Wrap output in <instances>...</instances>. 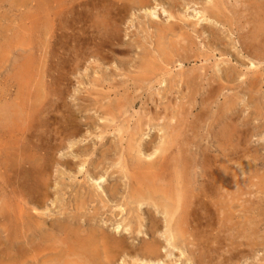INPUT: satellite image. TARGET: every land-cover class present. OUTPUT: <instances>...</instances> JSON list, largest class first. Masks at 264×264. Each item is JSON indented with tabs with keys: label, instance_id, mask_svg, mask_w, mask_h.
<instances>
[{
	"label": "rangeland",
	"instance_id": "rangeland-1",
	"mask_svg": "<svg viewBox=\"0 0 264 264\" xmlns=\"http://www.w3.org/2000/svg\"><path fill=\"white\" fill-rule=\"evenodd\" d=\"M72 1L74 4L73 7H71ZM221 1L224 2V4L226 5V6H224L225 7V18L224 19L227 18L228 22L225 20H224V22L223 21L221 22V21L212 19L211 20V22L213 23L212 24L209 21L203 20L204 18L202 19V17L198 19V17L201 15L202 12H204L206 10V8H209V6H211L212 4L215 5V3H217V2L221 3ZM233 1H235L237 4L235 5L234 4L235 2H233ZM37 2H39L38 4L40 6L38 4H36ZM56 2H58V4ZM108 2H109L108 0H104V1H101V0H93V1L92 0H85V2L83 0H65V1L64 0L63 1L62 0H56V1H54V0H42V1L41 0H0V122H1L0 123V264H5V263L10 264V261L12 262V264H15L18 259L19 260L21 259V261L18 260L19 262L17 261L16 264H28V263L29 264H31V263L32 264H72V263L73 264H78V263L84 264L85 262H87L86 261L87 258H85V256L82 257L81 254H78L76 252L78 254V257H77V254L75 252H73V253H75V255L73 254L74 256L72 258L70 257V256H72L68 252L69 247L71 246L70 243L72 244L74 242V240L76 239V237H77V239H78V236L80 238V236L83 235V233H82L83 231H84L85 235H87V234L89 235L91 233L92 235L97 237L100 233V229L102 230L100 233L101 235H102V233H103V235L107 234V236L112 235L110 237L113 238L118 234L116 237V240H118V238H119V240H121L123 238V236H125L126 239H125V243H123V247L119 250H116L115 253H112L109 260H106L105 256H101L98 264H154V263L155 264H203V263L204 264H264V83H263L264 82V71H262V70H264V67H263L264 63H262V61L264 62V59H259L253 53L251 54V52L245 51L244 45H243V43H244L243 41L247 38L246 36H249L250 34H252L253 31L256 29L257 25L260 26V23L262 21L261 18L263 15H260L261 16L260 17L259 14L255 13V12L257 9H258L257 12H259V10L264 6V0H254V1L253 0L252 1L251 0H240V1L239 0H220V1L219 0H214V1H212V0H210V1L209 0L208 1L207 0H185V1L184 0H177V1H175V0H166V1L165 0H149V5H151L153 8L149 5L146 6L145 9H148V13L144 12V14H143V12L138 11L140 9V7L130 10L129 11L130 14L128 13V11H126L127 9H121L119 16H117V17L112 16L111 19L110 18L104 19V15H105L104 13H106V9L108 8L107 7ZM166 2H168V3H166ZM80 5H81V7H80ZM157 5H158V8L156 7ZM168 5H170V6H168ZM259 5H261V6H259ZM44 6L47 9H45ZM85 6H87V8ZM174 6H175V8H174ZM51 7H53V8H51ZM227 7H228V9H227ZM232 7H234V8H232ZM240 7L242 8V10ZM64 8H66V9L64 10ZM167 8L168 9L173 8L174 10L170 9V11H169ZM200 8H202V9H200ZM181 9H182V11H181ZM38 10H40V11H38ZM69 10H71V11H69ZM172 10H173V12H172ZM142 11H143V9H142ZM167 11H169V12L166 13ZM234 11H236V12H234ZM243 11H244V13H243ZM92 12L95 14H92ZM184 12H185V14H183ZM60 13H61V16H60ZM179 13L184 15V16L180 15L179 16L180 18H178V22L176 19L175 20H172V19L168 20V18H169L168 14L178 15ZM43 14H45V15H43ZM62 14H65V15L62 16ZM233 14H234V16H233ZM185 15H186V17H185ZM193 15L195 16L194 17L195 19L193 18ZM94 16H96V17L92 18ZM164 17H166V18L164 19ZM101 18H103V19H101ZM118 18H119V20H118ZM189 18L193 22H195L196 24H198V20L202 19L203 21L201 20L202 22L196 26V24H193L192 21L189 20ZM139 19H141V20H139ZM49 20H51V21H49ZM103 20L104 21L108 20L109 23L107 25L112 26L114 28H117V30L119 31L120 37L122 38V41H121V39L120 40L118 39L117 41H115L114 37H113L114 35L106 36V34L103 32L104 28L106 26L104 24ZM150 20L157 22L156 24H158V26L160 24L161 27L167 26L169 24L171 25L172 23H176V25L173 28V34L169 35L168 38L174 40V42H176V44H178L179 46H181V47L183 46V48L186 50V52L192 54V55H190L187 53L188 55H190L192 57V59H190V61L189 60H182L181 61V59H179L180 61H178V58H174L173 59L174 61L170 60L171 64L168 62V64H163L164 66L162 64L159 65L154 60V62H155L154 65L155 64L156 65L154 67H152L151 71L153 74H157L156 78L153 79L150 83H148V85L146 84L142 88H139L136 86V83L133 82L132 77L135 76L139 72V63H140L139 58L143 55L142 52L144 53L145 51L148 50V52L151 53L152 57L156 58L158 56V54H156V53H158L157 52V45H156L157 44V39H156L157 33H156V29H154L150 25L148 26V23L151 22ZM179 20L181 21V23ZM83 21H84V23H83ZM101 21L103 23H101ZM158 21L160 23H158ZM189 21H190V23L188 24ZM70 22H72V23L74 22V23L72 24ZM185 22H186V24H185ZM239 22H240V24H239ZM58 23H60V24H58ZM125 23H127V24H125ZM141 23H142V25H140ZM78 25H79V28H78ZM236 25H238V27ZM144 26H146V27H144ZM137 27L138 28L140 27V28L137 29ZM193 27L196 30H194ZM232 27H234V28H232ZM93 28L95 31L94 33L92 32ZM183 28L186 29L187 32H190V33L193 32V33H191V34L188 33L186 35L187 32H185L186 30H183ZM206 28L212 29L214 34L210 33V31L207 30ZM223 28L224 29L226 28V29L224 30ZM78 29L79 30L81 29V30L78 31ZM140 29H141V31H140ZM143 29H146V30H143ZM152 29L155 32L151 31ZM238 29H239L240 33H237ZM82 30H84V31L82 32ZM244 30L245 31L247 30V31L245 32ZM143 31H144V33H143ZM181 31H182V33L178 34ZM232 31L235 33H233ZM152 32H153V34H152ZM183 32H185V33H183ZM71 33L72 34L74 33V34L72 35ZM75 33L80 35L81 37L80 36L77 37L78 35H76ZM80 33L84 37H82V35ZM195 33H197V34H195ZM86 34H87V36H86ZM92 34H95V35L93 36ZM74 35L78 39H76V37ZM180 35H182L183 37ZM244 35H246V36H244ZM71 36L72 37L74 36L73 37L74 39ZM132 36L134 38H132ZM148 36H150V37H148ZM172 36H174V37L172 38ZM188 36L190 37V39ZM91 37H95V38L91 39ZM192 37L194 38V40L192 39ZM217 38L219 39V42H218ZM79 39H81V40H79ZM151 39L152 40L155 39V40H153L155 42H153ZM195 39H196V41H195ZM134 40H136V41H134ZM73 41H75V43ZM77 42H78V44H77ZM94 42L97 44H95ZM133 42H136V43H133ZM194 42H196V43H194ZM238 42H239V47H241L242 50L238 47ZM88 43H89V45H88ZM92 44L94 45V47L92 46ZM197 44H199V45H197ZM71 45H73V46H71ZM184 45H185V47H184ZM208 45H210V46H208ZM222 45L223 46L225 45L224 46L225 48ZM76 46H77V49H76ZM121 46H123V47H121ZM134 46H136L135 47L136 50H133ZM187 46H189V47L187 48ZM197 46L198 47L200 46L201 48H199V49H202V50H198ZM130 47H131V51H130ZM72 48H75V49H72ZM86 48H89V49H86ZM234 48H235V50H231ZM149 49H150V51H149ZM67 50H68V53H67ZM127 50H129V51H127ZM220 50L223 51L222 54L225 56H223L221 54ZM226 50H227V52H226ZM90 51H92V52L90 53ZM137 51H139L138 53L140 55H137L138 54ZM214 51H215V53H214ZM205 52H208V53H205ZM211 52L213 53V56H211L212 55ZM217 52H219V53H217ZM233 52H235L236 54L238 53L237 56ZM63 53H64V55H63ZM69 53H71L69 55V58H66ZM243 53H244V55H243ZM246 53H249V55ZM98 54H99V56L100 55L101 56L99 57ZM154 54H156V55H154ZM195 54H196V56H195ZM214 54H215V56H214ZM209 55L211 56V59H210ZM218 55H220V56H218ZM252 55L256 58H254ZM131 57L133 58L132 62L128 61L126 59V58L131 59ZM201 57H204V59ZM226 57L229 58V61ZM64 58H66V59H64ZM86 58H87V60H86ZM104 58H106V59H104ZM219 58H221L222 60ZM231 58H233V59L237 58V59L233 60ZM136 59H138L139 61ZM238 59H242V60H238ZM126 60H127V62H126ZM134 60L137 61V63L134 62ZM192 61H194V62H192ZM205 61H207V62H205ZM68 62H71V63H68ZM74 62H77L79 64H76ZM151 62H153V60H151ZM125 63H127V64L125 65ZM257 63L259 64V66ZM75 64H76V66H75ZM239 64L242 66H240ZM39 65H42V66H39ZM205 65H207V66H205ZM247 65H248V68H247ZM88 66H90V67L92 66L91 68H93V70L92 69L90 70V67H88ZM161 66L163 68H161ZM251 66H253V68H251ZM66 67H70V68H66ZM111 67H113L114 69ZM121 67L125 68V71ZM179 67H180V69H179ZM202 67L203 68L205 67L204 70ZM262 67H263V69H262ZM132 68H134L136 70V73H135V70H133ZM229 68L232 69L231 70L232 72L229 71L230 70ZM43 69H44V71H43ZM69 69L70 70L72 69V70L70 71ZM111 69H113L114 72ZM129 69H131V70L129 71ZM244 69H245V71H244ZM127 70H128L127 74H130V75L126 74ZM131 71H133V72L131 73ZM255 72H257V73L255 74ZM40 73H43V74H40ZM119 73H120V75H119ZM121 73L122 74L124 73V74L122 75ZM204 73H205V75L206 74L208 75V76L207 75L206 76L209 79L208 78H207V80L204 79L205 78ZM108 74H110V75H108ZM161 75H163V76H161ZM164 75H165V77H164ZM187 75H188V77H189V75L190 76L195 75L198 77L201 76V77H199V80H198L199 85L197 84L196 87H194L195 88L194 91L193 90L191 91L190 89L186 88L185 85H181L180 77H181V79H183L184 77H187ZM128 76H131V77H128ZM16 77L19 79H17ZM22 78H24V79H22ZM39 78H42V79H39ZM109 78L111 79L110 81H109ZM160 78L162 79L161 82L163 81L162 83L155 81V80H158ZM173 78L176 80V82L178 84H176V82L175 83L173 82ZM36 79H38V80H36ZM114 79H116L117 81L116 80L114 81ZM124 79H125V81H124ZM170 79H172V80H170ZM20 80H22V81H20ZM131 80H132V82H131ZM201 80H203V81H201ZM210 80H211V82H210ZM213 80H215L216 82H214ZM241 80H243V81H241ZM16 81H17V83H15ZM92 81H93V83H92ZM219 81L222 84L219 83ZM245 81H246V83H245ZM171 82H173L175 85ZM253 82H255V83H253ZM36 83H37V85H36ZM101 83L103 84V86L101 85ZM115 84H117L118 86L117 85L115 86ZM123 84L125 87L123 86ZM126 84H128V86ZM172 84L174 86H172ZM152 85L156 88H154ZM130 87L131 88L133 87V88L131 89ZM145 87L146 88L149 87V88L146 89ZM200 87H201V89L202 88H208V90L210 91V95H209L208 100H207L208 107L206 108V110H208L209 113H207V111L205 110V107L201 106V101H200V100H202L200 98H204L206 96V93L204 94V92L201 91V94H199V92L196 94V92H197L196 90H198V91L201 90ZM32 88H33V90L35 89L33 92H32ZM178 88H180V89H178ZM210 88L212 91L215 90V92H213L211 94L212 91L210 90ZM115 89H116V91H115ZM155 89H157L158 92H155L154 91ZM169 89H170V91H169ZM171 89H173V92ZM19 90H20V92H19ZM42 90L44 92L46 91V93L50 94V96L47 94L45 95V93L42 92ZM140 90L143 91V93ZM150 90H152L153 93ZM219 90H220V92H219ZM58 91L60 93H58ZM93 91H95V92H93ZM108 91L110 92L109 95H107ZM111 91H112V93H111ZM139 91H140V94H139ZM102 92H104V94ZM127 92L129 93V95ZM170 92H172V93H170ZM194 92H195V94L191 95ZM19 93L20 94L22 93V94L20 95ZM135 93H136V95H135ZM157 93H159V94H157ZM29 94H31L32 96ZM98 94L99 95L102 94V95L99 96ZM170 94H171V96H170ZM26 95H27V97H26ZM138 95L141 96V98ZM33 96H34V98H33ZM46 96H49V99L46 98ZM51 96H53V97L51 98ZM88 96H90V97H88ZM132 96H133V98H132ZM23 97L25 99H22ZM128 97H130V98L127 99ZM156 97H158V99ZM10 98H11V101L8 100ZM89 98H91V99L93 98L92 102L96 101L95 102L96 104L95 103L92 104L91 99H89ZM56 99H58V101H56ZM168 99L171 101L172 105L170 104V101ZM27 100L29 103L26 102ZM2 101H5V103L4 102L2 103ZM31 101H32V103L36 101L38 103V105L36 102H35L36 105H33L32 103L30 104ZM39 101L40 102L42 101V102L40 103ZM44 101H46V104H44L45 103ZM157 101H161V103H163V102L164 103L162 105L160 102H157ZM156 102L158 103V105L155 104ZM167 102H169V103L166 106ZM177 102L179 104H177ZM225 103H227V104H225ZM5 104H6V106H5ZM22 104H23V106H22ZM9 105L10 106L12 105V106L10 107ZM118 105H119V107H118ZM141 105H143V106H141ZM144 105H145V108H144ZM155 105H156V107H155ZM164 105H165V107H163ZM7 106H8V111H7ZM34 106H37V107H34ZM57 106H59V107H57ZM169 106H170V108H169ZM172 106H174V108ZM4 107H5V109H3ZM106 107H108L109 111L107 110ZM159 107H161V108L159 109ZM167 107H168V109H167ZM210 107H211V109H210ZM12 108H14V109H12ZM50 108H51V110H50ZM29 109H31V110L29 111ZM169 109H172V110H169ZM180 109H182L183 111H180ZM224 109H225V111H224ZM229 109H230V111H228ZM231 109H232V111H231ZM157 110H159L160 112L159 111L157 112ZM174 110H177L179 113L177 111H174ZM199 110H200V112H199ZM12 111H13V113H12ZM154 111H155V113H154ZM171 111H173V112H171ZM7 112H9L10 114H8ZM32 112L33 113L34 112L41 113V114H36V113L33 114ZM52 112H54V113H52ZM156 112H157V114H156ZM183 112H185V114ZM190 112L192 113L191 115H190ZM201 112H202V114H201ZM239 112H241V113H239ZM11 114H13V115L10 116ZM14 114L15 115L19 114L18 115L19 117L17 120H20L21 122L23 120L25 122V125H22L24 122H22V124H21L23 127H21V125H20L21 122L20 123H19V121L16 122V119L13 118V117L17 116V115L15 116ZM71 114H72V116H71ZM164 114H165V117L163 116ZM176 114L177 115L179 114L178 118H177ZM223 114H225V115H223ZM230 114H232V116ZM26 115H27V117H26L27 119L23 117ZM38 115H40V116H38ZM150 115H151V118L154 117V118H152L154 120H152L150 118ZM156 115H157V117L155 118ZM20 116L23 117V119ZM42 116L44 119L42 118ZM65 116H67L68 118ZM173 116H174V118H173ZM194 116H196V118ZM9 118H12V119H9ZM191 118H193L194 120ZM13 119H14V121H13ZM225 119L226 120L228 119V120L226 121ZM234 119H236V120H234ZM138 120L140 121V123ZM175 120H177L176 123H175ZM229 120H231V122H229ZM30 121H31V123L33 122L34 125L29 124ZM34 121H35V123H34ZM164 121H165V123H167L168 121L170 123L164 124L163 123ZM181 121H183L182 123H184L188 129L185 127V125H182ZM185 122L188 124H186ZM206 122H208V123H206ZM223 122H224V125H223ZM27 124H28V126H27ZM191 124H194V125H191ZM12 125H13V127H12ZM151 125H153V126H151ZM155 125H156V127H155ZM181 125H182V127H181ZM173 126L176 128H171ZM199 126L202 128H199ZM244 126H246V127H244ZM15 128L17 131L15 130ZM29 128H30V130H29ZM104 128H106V129H104ZM123 128H124L125 132L123 131ZM183 128H185L186 130ZM196 128H197V130H199V129L200 130L196 131ZM221 128H222V130L226 131V133L229 136V137L227 136V140L224 143L220 139L221 138V132H222ZM163 130H165V131H163ZM207 130L210 133H208ZM231 130H232V132H231ZM36 131H37V134H36ZM59 131H60V133H59ZM168 131H170V132H168ZM143 132H145V133L143 134ZM187 132L190 133V135H188ZM170 133H171V135H170ZM184 133H185V135H184ZM198 133H199V136H198ZM249 133H250V135H249ZM173 134H174V136H173ZM179 135H182V136L179 137ZM183 135H184V137H183ZM34 136L37 138H35ZM61 136H62V139L60 138ZM134 136L136 138H134ZM144 136H145V139H144ZM176 136H178V137H176ZM185 136H188L189 140L192 143L193 142L194 143L192 144L190 141H188V138ZM23 137H24V139H23ZM28 137L31 140V142L29 141ZM122 137H124V138H122ZM230 137L231 138L233 137V138L231 139ZM139 138H140V140H139ZM179 138H180V140H179ZM147 139H150V140H147ZM183 139H184V141H183ZM37 140H38V142H36ZM39 140L41 141V144H40ZM166 140H170V141H168V143H166L167 142ZM173 140H174V142L176 140V142L174 143ZM11 141H14V143L13 144L11 143L12 145L10 144V148H9L8 145ZM16 141L20 144L18 145V143ZM136 141H138V142L140 141L139 145H136V144H138V142L136 143ZM148 141H150V142L148 143ZM186 141H188V142H186ZM27 142H29V143H27ZM42 142H43V144H42ZM144 142L146 144H144ZM169 142H170V145H169ZM171 142L174 144V149L172 148L173 144ZM215 142H216V144H215ZM58 143H60V145ZM1 144L4 147H1L2 146ZM21 144H22V146H21ZM13 145H15V146H13ZM42 145H44V146H42ZM144 145H145V149L143 147ZM186 145H187V147H185ZM136 146H139V147H136ZM167 146H169V147H167ZM178 146H181L183 149H184V147L187 148L189 152L187 151V149L186 150L184 149V151H187L190 155H188L187 152L181 151L183 149H181V147H178ZM53 147H54V149H51ZM16 148H18V149H16ZM125 148L127 150L126 153H124ZM136 148H138V149H136ZM189 148H192L193 150L190 149L191 150L190 151ZM141 149H143V150H141ZM220 149H221V152H220ZM42 150H44V151H42ZM50 150H52V152ZM153 150L156 151V153L158 152L155 155V157L159 158V162L162 163L164 168L166 167L164 169V172H165L164 174H165V178H166V174H167V178L165 179L166 181L165 180L163 182L161 181L160 182L161 184L158 183V185H161L160 187H162V188H164V186H165V188L167 186L171 187V186H169V184L171 183V185H173L174 188H176L178 190H180V189H182L183 191L187 190V191L192 192L191 193L192 195L196 194V199H197V201L199 200L197 202L198 204L203 202V201H206V203H209V205L211 206V210L208 213H206L207 216L203 215V217L201 219L196 220L192 223H189L188 226L184 227V225H183L184 231L182 233L178 234L179 236H177L176 240L170 236V234H172L174 232L173 231L174 226H175L174 223L169 222L168 218L165 216L163 209L159 208L157 204L152 202V201H155V199L152 201H150V200L145 201L140 206L142 208L138 207L136 204L132 203L130 200V198H131L130 196L133 192L132 188L135 185V183H133L134 180H132L134 178L132 176L133 174L131 172L132 163L135 161V159H138V158L143 161V159L147 155H151V154L155 153ZM128 151H129V153H128ZM21 152H23V154ZM132 152H134L135 154ZM160 152H161V154H160ZM163 152H165V153H163ZM178 152H179V154H177ZM217 152L219 154H217ZM44 153H46V154H44ZM54 153L57 155H55ZM11 154L13 157L12 156L10 157L11 158L9 161L10 164H8V162L7 161L5 162L4 160L6 159L7 156H10ZM47 154H49V155H47ZM72 154L75 155V156H73L74 158L71 156ZM122 154H123V156H122ZM163 154H164V156H161ZM22 155L24 156V158ZM35 155H37V156H35ZM19 156H20V158H19ZM127 156H131V157H127ZM216 156H217V158H216ZM28 157L30 159H27ZM43 157H44V159L47 158L46 159L47 161L43 160ZM1 158H3V159H1ZM54 158H55V160H54ZM122 158H124V159H122ZM163 158H164V160H163ZM173 158H174V160H173ZM175 158H176V160H175ZM25 159H27V160H25ZM68 159H70V160H68ZM183 159H185V160H183ZM26 161H27V163H26ZM29 161H30V164H29ZM196 161H197V163H195ZM38 162L42 163L43 166H41L42 164H40V166H39ZM173 162H174V164L176 162L175 167H174ZM190 162L192 163V165ZM34 163H35V166H33ZM5 164L7 166H5ZM188 164L190 165V168H189ZM21 165H23V168ZM167 165L169 166L168 169H167ZM16 166L19 169H17ZM36 166L39 169H37ZM48 166H49V168H47ZM222 166L225 167V171H226V176L223 179V181H222L221 176H220V169ZM3 167H4V169L5 168L6 169L3 170ZM128 167H129L130 171H128L129 170ZM25 168L27 169L28 172L25 171L26 170ZM34 168H35V170H34ZM77 168H78V170H77ZM82 168H83V170H82ZM178 168H180V169H178ZM10 169H12V170H10ZM13 169L16 172L13 171ZM20 169H21V171H20ZM118 169H119V171H118ZM177 169H178V171H177ZM126 170H127V172H126ZM180 170H181V172H180ZM34 171H35V173H34ZM191 171H192V173H191ZM44 172H46L48 175L45 174ZM169 173H171V175ZM183 173H185V175H183ZM107 174H109V175H107ZM129 174L132 176V178L129 176ZM186 174H187V176H186ZM49 175H51V176H49ZM174 175L175 176L180 175L179 176L180 181L179 180L177 181V178H174L175 177ZM189 175L191 178L188 177ZM4 176L5 177L7 176V177L5 178ZM103 176H105L107 178V180L105 182L100 179ZM209 176H211V177L209 178ZM49 178H50V180H49ZM172 178H174L173 179L174 181L172 180ZM27 179L29 181H27ZM16 180H17V182H16ZM217 180H219V182ZM18 182H19L20 186L17 185ZM35 182H36V184H35ZM48 182L50 184L47 185ZM181 182H183V183H181ZM216 182H217V184H215ZM131 183H133V184H131ZM166 183L167 184L169 183V184L167 185ZM188 184H190V185H188ZM193 184H194V186H193ZM46 185H47V187H46ZM177 185L179 186V188ZM212 185H214L216 188ZM173 186H172V188H173ZM180 186H181V188H180ZM184 186L185 187L187 186V187L185 188ZM42 188H43V191H42ZM203 189H205V190H203ZM3 190H5V191H3ZM209 191H211V192L209 193ZM214 191H215V193L212 194V192H214ZM4 192H6V193H4ZM127 192H129V194ZM19 193H21V194H19ZM222 193L224 195H222ZM27 194L30 196H28ZM44 194H45V196H44ZM6 195H8V196H6ZM3 196H5V197H3ZM30 197H32V199ZM161 198H163V197H161L160 195L156 196L157 201L162 202L163 200H161ZM190 198H191V196H190ZM5 200L8 202H6ZM3 201H5V202H3ZM25 201H26V203H28L27 204L28 206L26 205ZM217 201L220 203H217ZM23 203H25V204H23ZM128 203H130V204H128ZM214 204H216V205H214ZM223 204H225V205L223 206ZM8 205L10 206V208L8 207ZM16 205H18V207ZM221 205H222V209H221ZM11 206H13V207H11ZM104 206H106V207H104ZM214 206H217L216 209H214L215 208ZM212 207H213V209H212ZM223 207H224V209H223ZM28 208H30L31 210ZM32 208H33V210H32ZM129 208L132 211H130ZM135 208H136V210H135ZM200 208L201 207H199V212L205 213V207H203L201 209ZM123 209H124V211H123ZM219 209H221L222 211ZM97 210H98V213L95 215ZM159 210H160V213H159ZM212 210H213V212H212ZM217 210L219 211V213ZM8 211H9V213H8ZM21 211H22V213H21ZM57 211H59L60 213ZM80 211L83 213H80ZM32 212H33V214H32ZM224 212L226 213V215L224 214ZM57 213H59V214H57ZM60 214H62V215H60ZM80 214H82V216ZM6 215H7V217H6ZM57 215H60V216H57ZM76 215L79 218H77L78 220H75L73 223V220L76 219V217H77ZM27 216H30V217H27ZM22 217H23V219H20ZM30 218L32 220L34 218H36V219H34L35 221L33 220L34 221L33 222V221H30L31 220ZM55 218H57V220ZM7 219H9V220H7ZM61 219H63L62 220L63 223H62ZM85 219H86V221H85ZM205 219H207V220L205 221ZM65 220H67L68 223L67 222L65 223ZM19 221L21 222V224ZM76 221L78 223H75ZM27 222H30V223H27ZM40 222L43 224H41ZM49 222H50V224H49ZM135 222H137V223H135ZM37 223L39 224V226ZM65 224H69V225L65 226ZM157 224H158V226H157ZM199 224L201 225V228L199 227L200 226ZM254 224H256V225H254ZM26 225H27V227H26ZM28 225H30V227ZM60 225L63 228H61ZM104 226H106L107 229ZM14 227H16V228H14ZM67 227H70V228L68 229ZM101 227H103V228H101ZM129 227H130V229H129ZM152 227H153V230H152ZM154 227L155 228L157 227V230ZM18 228L20 229V232H19ZM73 228H74V231H70L71 229L73 230ZM97 228L98 229L100 228V229L98 230ZM36 229L38 231H40L42 234L40 232L38 234ZM82 229H85V230H82ZM105 229H106V231H105ZM137 229H138V232L136 231ZM202 229H204L205 231ZM25 230H27V231H25ZM56 230L59 232H57ZM147 230H149V231H147ZM199 230H200V233H199ZM96 231H98V233H96ZM193 231H195V232L193 233ZM92 232H94V234ZM12 233L16 239L13 238ZM52 233H53V236L51 235ZM56 233H57V235H56ZM77 233H81V234L78 235ZM128 233H129V236H128ZM188 233H190V234H188ZM201 233L203 236L200 235ZM5 234H6V236H5ZM24 234H26V236ZM29 234H31V235H29ZM69 234L71 235V238H70ZM72 234H76V235L74 236ZM137 234H138V237H137ZM192 234L195 236H193ZM196 234H197L198 238H196ZM62 235H64V236L62 237ZM66 235H68V236H66ZM85 235H83V237ZM101 235H99L98 237H100ZM17 236H18V238H17ZM87 237H84V239H86ZM23 238H25V241ZM57 238H59V239H57ZM205 238H207V239H205ZM56 239L58 240V242L55 241ZM67 239L70 241L69 243H68ZM81 239H83V238L81 237ZM196 239L197 240L201 239V240L197 241ZM53 240L55 241V243ZM62 240H64V241H62ZM167 240H168V242H167ZM193 240L195 242H193ZM33 241L34 242L37 241V242L34 243ZM47 241H48V243H47ZM7 242H8V244H7ZM21 242H22V245H24L25 247L29 244H30V246L25 248L24 246L20 245ZM24 242H27L26 243L27 245ZM56 243H57V245H56ZM150 243L155 244L157 246H160L159 248L157 247L159 254L155 257L141 255L142 254V252H141L142 247L145 244L149 245ZM241 243H242L243 247L241 246ZM45 244H46V246H45ZM201 244H203V246ZM238 244H239V247H238ZM47 245H51L50 246L51 248L48 247ZM52 245H54V246H52ZM41 246L44 247V249H42V251L44 253L41 252V248H42ZM57 246H59V248ZM205 246L211 247V248H207ZM213 246L216 248L214 249ZM31 247H33V248H31ZM61 247L63 248V251H60ZM200 247H202V250ZM29 248H30V251H29ZM45 248L47 250L46 252H45ZM66 248L68 249L67 251H66ZM50 249L52 252L50 251ZM206 249H208V250H206ZM27 250L29 251L28 253H26ZM48 250L52 254H50V252ZM4 251H5V253H4ZM16 251L19 253H17ZM206 251L209 253L207 254ZM22 252H24V253H22ZM30 252L32 254H30ZM122 252H123V254H122ZM65 254H66V256H65ZM31 255H32V257H30ZM44 255H45V257H44ZM17 256H19V257H17ZM47 256H49V257L47 258ZM58 256H61V257H58ZM63 256L66 258H64ZM205 256H207V257H205ZM79 257H82L83 259H81ZM10 258H12V259H10ZM25 258H27V259H25ZM145 258H149V259H145ZM15 259H17V260H15ZM28 259H29V261H28ZM34 259H36V260H34ZM52 259H54V260L58 259V260L56 262ZM79 259H81V260H79ZM60 261H62V262H60ZM67 261H69V262H67Z\"/></svg>",
	"mask_w": 264,
	"mask_h": 264
},
{
	"label": "bare ground",
	"instance_id": "bare-ground-1",
	"mask_svg": "<svg viewBox=\"0 0 264 264\" xmlns=\"http://www.w3.org/2000/svg\"><path fill=\"white\" fill-rule=\"evenodd\" d=\"M42 1V0H41ZM54 1H56V0H54ZM63 1V0H62ZM65 1V0H64ZM84 2H85V0H83ZM93 1V0H92ZM101 1H104V0H101ZM109 2L107 3V9H106V13H104L105 15H104V19L106 18V19H108V18H112V16H114V17H117V16H119L120 15V10L121 9H127L126 11H128V13H129V11L130 10H132V9H135V8H139L140 7V9L138 10V11H141V12H143V14H144V12L145 13H148V9H145L146 8V6H148L149 5V0H108ZM166 1V0H165ZM175 1H177V0H175ZM185 1V0H184ZM208 1V0H207ZM210 1V0H209ZM212 1H214V0H212ZM220 1V0H219ZM240 1V0H239ZM252 1V0H251ZM254 1V0H253ZM44 2V1H43ZM80 2V1H79ZM97 2V1H96ZM192 2V1H191ZM233 2H235V1H233ZM249 2V1H248ZM39 2H37L36 4H38ZM57 4H58V2H56ZM55 3V4H56ZM77 3V2H76ZM156 3V2H155ZM166 3H168V2H166ZM172 3V2H171ZM194 3V2H193ZM206 3V2H205ZM42 4V3H41ZM98 4V3H97ZM157 4V3H156ZM235 5L237 4L236 2L234 3ZM239 4V3H238ZM243 4V3H242ZM246 4V3H245ZM39 5V4H38ZM66 5V4H65ZM73 1L71 2V7H73ZM78 5V4H77ZM83 5V4H82ZM104 5V4H103ZM155 5V4H154ZM171 5V4H170ZM170 5H168V6H170ZM182 5V4H181ZM240 5V4H239ZM40 6V5H39ZM48 6V5H47ZM50 6V5H49ZM62 6V5H61ZM70 6V5H69ZM91 6V5H90ZM95 6V5H94ZM149 6H151V5H149ZM172 6V5H171ZM179 6V5H178ZM183 6V5H182ZM200 6V5H199ZM224 6H226L225 4H224V2H222L221 1V3L219 2H217V3H215V5L214 4H212L211 6H209V8H206V10L204 11V12H202L201 13V15L198 17V19L199 18H201L202 17V19L203 20H206V21H209V22H211V20L213 19H215V20H218V21H223L224 22V20L225 21H227L228 22V20H227V18L226 19H224L225 18V7ZM228 6V5H227ZM241 6V5H240ZM253 6V5H252ZM255 6V5H254ZM259 6H261V5H259ZM45 7V6H44ZM43 7V8H44ZM66 7V6H65ZM80 7H81V5H80ZM86 8H87V6H85ZM89 7V6H88ZM97 7V6H96ZM101 7V6H100ZM152 7V6H151ZM157 8H158V5L156 6ZM180 7V6H179ZM229 7V6H228ZM228 7H227V9H228ZM36 8V7H35ZM41 8V7H40ZM39 8V9H40ZM51 8H53V7H51ZM90 8V7H89ZM88 8V9H89ZM93 8V7H92ZM102 8V7H101ZM153 8V7H152ZM156 8V9H157ZM174 8H175V6H174ZM203 8V7H202ZM202 8H200V9H202ZM232 8H234V7H232ZM241 8V7H240ZM244 8V7H243ZM253 8V7H252ZM45 9H47L46 7H45ZM59 9V8H58ZM66 8H64V10H65ZM75 9V8H74ZM96 9V8H95ZM142 9H143V11H142ZM168 9V8H167ZM170 9H173V8H170ZM170 9H168L169 11H170ZM236 9V8H235ZM234 9V10H235ZM257 9V8H256ZM98 10V9H97ZM102 10V9H101ZM153 10V9H152ZM174 10V9H173ZM173 10H172V12H173ZM177 10V9H176ZM241 10H242V8H241ZM38 11H40V10H38ZM44 11V10H43ZM51 11V10H50ZM69 11H71V10H69ZM169 11H167L166 13H168ZM179 11V10H178ZM181 11H182V9H181ZM228 11V10H227ZM240 11V10H239ZM238 11V12H239ZM258 11V9L256 10V12L255 13H257V14H259V16L260 15H263L262 16V21H261V23H260V26L259 25H257L256 26V29L253 31V33L252 34H250L249 36H246V35H244V36H246L247 38L242 42L243 43V45H244V50L245 51H247V52H251V54L253 53L257 58H259V59H264V6L259 10V12H257ZM48 12V11H47ZM54 12V11H53ZM95 12V11H94ZM171 12V13H172ZM232 12V11H231ZM234 12H236V11H234ZM254 12V11H253ZM97 13V12H96ZM177 13V12H176ZM242 13V12H241ZM243 13H244V11H243ZM48 14V13H47ZM53 14V13H52ZM77 14V13H76ZM92 14H95V13H93L92 12ZM130 14V13H129ZM174 14V13H173ZM173 14H168L169 15V18H168V20L169 19H172V20H177V22H178V18H180L179 16L180 15H182V14H178V15H173ZM183 14H185V12L183 13ZM254 14V13H253ZM43 15H45V14H43ZM63 15H65V14H62V16ZM149 15V14H148ZM158 15V14H157ZM165 15V14H164ZM232 15V14H231ZM238 15V14H237ZM60 16H61V13H60ZM90 16V15H89ZM159 16V15H158ZM161 16V15H160ZM182 16H184V15H182ZM233 16H234V14H233ZM45 17V16H44ZM96 16H94V17H92V18H95ZM125 17V16H124ZM162 17V16H161ZM185 17H186V15H185ZM195 16L193 15V18H194ZM261 17V16H260ZM69 18V17H68ZM122 18V17H121ZM126 18V17H125ZM140 18V17H139ZM166 17H164V19H165ZM184 18V17H183ZM240 18V17H239ZM43 19V18H42ZM79 19V18H78ZM101 19H103V18H101ZM130 19V18H129ZM160 19V18H159ZM158 19V20H159ZM185 19V18H184ZM195 19V18H194ZM201 19V20H202ZM37 20V19H36ZM52 20V19H51ZM51 20H49V21H51ZM118 20H119V18H118ZM121 20V19H120ZM135 20V19H134ZM139 20H141V19H139ZM156 20V19H155ZM161 20V19H160ZM186 20V19H185ZM189 20H191L190 18H189ZM201 20H198V24H196L195 22H193L192 20V23L193 24H196V26L197 25H199L202 21ZM243 20V19H242ZM253 20V19H252ZM260 20V19H259ZM40 21V20H39ZM54 21V20H53ZM77 21V20H76ZM104 21V20H103ZM110 21V20H109ZM116 21V20H115ZM122 21V20H121ZM129 21V20H128ZM133 21V20H132ZM145 21V20H144ZM149 21V20H148ZM151 21V20H150ZM157 21V20H156ZM165 21V20H164ZM180 21V20H179ZM238 21V20H237ZM69 22V21H68ZM140 22V21H139ZM220 22V23H221ZM233 22V21H232ZM231 22V23H232ZM242 22V21H241ZM247 22V21H246ZM252 22V21H251ZM254 22V21H253ZM63 23V22H62ZM66 23V22H65ZM64 23V24H65ZM70 23H72V22H70ZM74 23V22H73ZM72 23V24H73ZM83 23H84V21H83ZM101 23H103L102 21H101ZM109 22H108V20L107 21H104V24L106 25L105 26V28H104V33L106 34V36H111V35H114L113 37H114V40L115 41H117L118 39L120 40L121 39V41H122V38L120 37V34H119V31L117 30V28H114V27H112V26H109V25H107ZM115 23V22H114ZM128 23V22H127ZM127 23H125V24H127ZM137 23V22H136ZM157 22H154V21H151L150 23H148V26L150 25V26H152L154 29H156V33H157V37H156V39H157V52L158 53H156V54H158V56L156 57V58H154V57H152V55H151V53H149L148 52V50L147 51H145L144 53L142 52V56L139 58V60H140V63H139V72L135 75V76H133L132 77V80H133V82H135L136 83V86L137 87H139V88H142L144 85H148V83H150L153 79H155L156 78V75L157 74H153L152 73V67H154L155 65H154V60L159 64V65H163V64H168V62L170 63V60H173L174 58H178V61H180L179 59H181V61L182 60H189L190 61V59H192V57L190 56V55H192V54H190V53H188V52H186V50L183 48V46L181 47V46H179L178 44H176V42H174V40H172V39H169L168 38V36L169 35H172L173 34V28H174V26L176 25V23H172L171 25L169 24V25H167V26H160V24H159V26H158V24H156ZM158 23H160L159 21H158ZM180 23H181V21H180ZM190 23V21L188 22V24ZM212 23V22H211ZM226 23V22H225ZM58 24H60V23H58ZM71 24V25H72ZM118 24V23H117ZM135 24V23H134ZM168 24V23H167ZM185 24H186V22H185ZM207 24V23H206ZM213 24V23H212ZM211 24V25H212ZM239 24H240V22H239ZM40 25V24H39ZM100 25V24H99ZM132 25V24H131ZM136 25V24H135ZM140 25H142V23L140 24ZM179 25V24H178ZM210 25V26H211ZM222 25V24H221ZM235 25V24H234ZM242 25V24H241ZM77 26V25H76ZM104 26V25H103ZM116 26V25H115ZM130 26V25H129ZM183 26V25H182ZM181 26V27H182ZM188 26V25H187ZM201 26V25H200ZM203 26V25H202ZM237 27H238V25H236ZM240 26V25H239ZM39 27V26H38ZM41 27V26H40ZM142 27V26H141ZM144 27H146V26H144ZM192 27V26H191ZM212 27V26H211ZM216 27V26H215ZM222 27V26H221ZM227 27V26H226ZM42 28V27H41ZM61 28V27H60ZM78 28H79V25H78ZM81 28V27H80ZM140 28V27H139ZM138 27H137V29H139ZM180 28V27H179ZM190 28V27H189ZM198 28V27H197ZM217 28V27H216ZM232 28H234V27H232ZM99 29V28H98ZM193 29H194V27H193ZM199 29V28H198ZM207 29V28H206ZM224 29V28H223ZM226 29V28H225ZM224 29V30H225ZM81 30V29H80ZM79 29H78V31H80ZM89 30V29H88ZM143 30H146V29H143ZM180 30V29H179ZM182 30V29H181ZM183 30H186V29H184L183 28ZM194 30H196V29H194ZM202 30V29H201ZM200 30V31H201ZM207 30H209L210 31V33H213V30L212 29H207ZM232 30V29H231ZM39 31V30H38ZM77 31V32H78ZM84 30H82V32H83ZM140 31H141V29H140ZM151 31H153V29L151 30ZM192 31V30H191ZM245 31V30H244ZM247 31V30H246ZM245 31V32H246ZM89 32V31H88ZM93 33L95 32L94 31V28H93V31H92ZM124 32V31H123ZM153 32H155V31H153ZM153 32H152V34H153ZM185 32H187V30L185 31ZM185 32H183V33H185ZM202 32V31H201ZM233 32V31H232ZM42 33V32H41ZM87 33V32H86ZM98 33V32H97ZM142 33V32H141ZM143 33H144V31H143ZM148 33V32H147ZM182 33V31L180 32V33H178V34H181ZM191 34V33H193V32H187L186 33V35L187 34ZM200 33V32H199ZM233 33H235V32H233ZM237 33H240L239 32V29H238V32ZM72 34V33H71ZM74 34V33H73ZM72 34V35H73ZM76 34V33H75ZM81 34V33H80ZM137 34V33H136ZM195 34H197V33H195ZM194 34V35H195ZM214 34V33H213ZM65 35V34H64ZM69 35V34H68ZM76 35H78V34H76ZM82 35V34H81ZM93 36L95 35V34H92ZM150 35V34H149ZM156 35V34H155ZM193 35V34H192ZM200 35V34H199ZM204 35V34H203ZM210 35V34H209ZM62 36V35H61ZM75 36V35H74ZM73 36V37H74ZM80 35H78L77 37H79ZM86 36H87V34H86ZM89 36V35H88ZM97 36V35H96ZM95 36V37H96ZM153 36V35H152ZM180 36H182V35H180ZM190 36V35H189ZM188 36V37H189ZM221 36V35H220ZM65 37V36H64ZM72 37V36H71ZM72 37V38H73ZM76 37V36H75ZM76 37V39H78ZM81 37V36H80ZM82 37H84L83 35H82ZM95 37H91V39L92 38H95ZM127 37V36H126ZM138 37V36H137ZM142 37V36H141ZM148 37H150V36H148ZM174 36H172V38H173ZM177 37V36H176ZM183 37V36H182ZM187 37V36H186ZM197 37V36H196ZM215 37V36H214ZM226 37V36H225ZM132 38H134L133 36H132ZM199 38V37H198ZM203 38V37H202ZM207 38V37H206ZM212 38V37H211ZM231 38V37H230ZM74 39V38H73ZM90 39V38H89ZM100 39V38H99ZM144 39V38H143ZM189 39H190V37H189ZM192 39L194 40V38L192 37ZM213 39V38H212ZM218 39V38H217ZM216 39V40H217ZM226 39V38H225ZM229 39V38H228ZM232 39V38H231ZM244 39V38H243ZM71 40V39H70ZM79 40H81V39H79ZM83 40V39H82ZM88 40V39H87ZM141 40V39H140ZM152 40V39H151ZM153 40H155V39H153ZM152 40V41H153ZM207 40V39H206ZM209 40V39H208ZM238 40V39H237ZM236 40V41H237ZM84 41V40H83ZM82 41V42H83ZM134 41H136V40H134ZM188 41V40H187ZM195 41H196V39H195ZM202 41V40H201ZM72 42V41H71ZM74 43H75V41H73ZM91 42V41H90ZM148 42V41H147ZM153 42H155V41H153ZM152 42V43H153ZM190 42V41H189ZM208 42V41H207ZM218 42H219V39H218ZM224 42V41H223ZM84 43V42H83ZM95 43V42H94ZM132 43V42H131ZM133 43H136V42H133ZM187 43V42H186ZM191 43V42H190ZM194 43H196V42H194ZM205 43V42H204ZM209 43V42H208ZM211 43V42H210ZM63 44V43H62ZM77 44H78V42H77ZM95 44H97V43H95ZM155 44V43H154ZM181 44V43H180ZM193 44V43H192ZM191 44V45H192ZM207 44V43H206ZM224 44V43H223ZM76 45V44H75ZM88 45H89V43H88ZM197 45H199V44H197ZM201 45V44H200ZM211 45V44H210ZM210 45H208V46H210ZM216 45V44H215ZM71 46H73V45H71ZM91 46V45H90ZM92 46L94 47V45L92 44ZM111 46V45H110ZM195 46V45H194ZM193 46V47H194ZM213 46V45H212ZM220 46V45H219ZM223 46V45H222ZM225 46V45H224ZM223 46V47H224ZM231 46V45H230ZM229 46V47H230ZM236 46V45H235ZM64 47V46H63ZM79 47V46H78ZM96 47V46H95ZM112 47V46H111ZM121 47H123V46H121ZM136 46H134V48H133V50H136V48H135ZM156 47V46H155ZM184 47H185V45H184ZM189 46H187V48H188ZM198 47V46H197ZM238 47H239V42H238ZM152 48V47H151ZM199 48H201L200 46L198 47V50H202V49H199ZM225 48V47H224ZM241 50H242V48L241 47H239ZM238 48V49H239ZM72 49H75V48H72ZM76 49H77V46H76ZM86 49H89V48H86ZM112 49V48H111ZM126 49V48H125ZM147 49V48H146ZM210 49V48H209ZM219 49V48H218ZM222 49V48H221ZM227 49V48H226ZM103 50V49H102ZM217 50V49H216ZM231 50H235V48L234 49H231ZM74 51V50H73ZM76 51V50H75ZM84 51V50H83ZM127 51H129V50H127ZM130 51H131V47H130ZM149 51H150V49H149ZM155 51V50H154ZM153 51V52H154ZM191 51V50H190ZM221 51V54H222V50H220ZM77 52V51H76ZM92 51H90V53H91ZM104 52V51H103ZM125 52V51H124ZM123 52V53H124ZM133 52V51H132ZM139 51H137V53H138ZM213 52V51H212ZM211 52V53H212ZM226 52H227V50H226ZM225 52V53H226ZM240 52V51H239ZM242 52V51H241ZM67 53H68V50H67ZM101 53V52H100ZM99 53V54H100ZM127 53V52H126ZM190 54V55H188V54ZM205 53H208V52H205ZM214 53H215V51H214ZM217 53H219V52H217ZM234 54H236L235 52H233ZM71 53H69L68 54V56L66 57V58H69V55H70ZM89 54V53H88ZM87 54V55H88ZM99 54H98V56H99ZM103 54V53H102ZM122 54V53H121ZM156 54H154V55H156ZM238 54V53H237ZM237 54H236V56H237ZM246 54H248L249 55V53H246ZM63 55H64V53H63ZM85 55V54H84ZM97 55V54H96ZM106 55V54H105ZM125 55V54H124ZM133 55V54H132ZM137 55H140L139 53L137 54ZM198 55V54H197ZM205 55V54H204ZM223 55V54H222ZM243 55H244V53H243ZM247 55V56H248ZM75 56V55H74ZM89 56V55H88ZM101 56V55H100ZM99 56V57H100ZM126 56V55H125ZM195 56H196V54H195ZM199 56V55H198ZM210 56V55H209ZM211 56H213V53H212V55ZM211 56H210V59H211ZM214 56H215V54H214ZM218 56H220V55H218ZM223 56H225V55H223ZM235 56V55H234ZM246 56V55H245ZM253 56V55H252ZM63 57V56H62ZM61 57V58H62ZM94 57V56H93ZM97 57V56H96ZM200 57V56H199ZM206 57V56H205ZM241 57V56H240ZM244 57V56H243ZM249 57V56H248ZM254 57V56H253ZM256 57H254V58H256ZM66 58H64V59H66ZM201 58H203L204 59V57H201ZM227 58V57H226ZM42 59V58H41ZM73 59V58H72ZM83 59V58H82ZM101 59V58H100ZM104 59H106V58H104ZM113 59V58H112ZM128 61H131L132 62V60H133V58L131 57V59H129V58H126ZM194 59V58H193ZM199 59V58H198ZM219 59H221V58H219ZM228 59V61H229V58H227ZM231 59H233V58H231ZM234 59H237V58H234ZM233 59V60H234ZM86 60H87V58H86ZM127 60H126V62H127ZM136 60H138V59H136ZM138 60V61H139ZM151 60H153V62H151ZM207 60V59H206ZM216 60V59H215ZM222 60V59H221ZM238 60H242V59H238ZM237 60V61H238ZM246 60V59H245ZM256 60V59H255ZM67 61V60H66ZM78 61V60H77ZM174 61V60H173ZM172 61V62H173ZM73 62V61H72ZM134 62H136L137 63V61H135L134 60ZM187 62V61H186ZM192 62H194V61H192ZM205 62H207V61H205ZM220 62V61H219ZM225 62V61H224ZM261 62V61H260ZM259 62V63H260ZM68 63H71V62H68ZM74 63H76V64H79V63H77V62H74ZM122 63V62H121ZM120 63V64H121ZM184 63V62H183ZM262 63H264L263 61H262ZM39 64V63H38ZM59 64V63H58ZM62 64V63H61ZM76 64H75V66H76ZM102 64V63H101ZM123 64V63H122ZM121 64V65H122ZM127 63H125V65H126ZM133 64V63H132ZM157 64V65H158ZM171 64V63H170ZM173 64V63H172ZM258 64V63H257ZM261 64V63H260ZM64 65V64H63ZM74 65V64H73ZM240 65V64H239ZM39 66H42V65H39ZM164 66V65H163ZM180 66V65H179ZM182 66V65H181ZM203 66V65H202ZM205 66H207V65H205ZM240 66H242V65H240ZM244 66V65H243ZM258 66H259V64H258ZM65 67V66H64ZM88 67H90V66H88ZM92 67V66H91ZM90 67V70L92 69L93 70V68H91ZM135 67V66H134ZM169 67V66H168ZM200 67V66H199ZM229 67V66H228ZM264 67V66H263ZM263 67H262V69H263ZM60 68V67H59ZM66 68H70V67H66ZM74 68V67H73ZM77 68V67H76ZM107 68V67H106ZM110 68V67H109ZM108 68V69H109ZM111 68H113V67H111ZM121 68H123V67H121ZM156 68V67H155ZM161 68H163L162 66H161ZM182 68V67H181ZM193 68V67H192ZM197 68V67H196ZM203 68V67H202ZM205 68V67H204ZM204 68H203V70H204ZM236 68V67H235ZM241 68V67H240ZM247 68H248V65H247ZM251 68H253V66H251ZM75 69V68H74ZM114 69V68H113ZM113 69H111L112 71H113ZM127 69V68H126ZM133 70H135L134 68H132ZM166 69V68H165ZM170 69V68H169ZM179 69H180V67H179ZM199 69V68H198ZM220 69V68H219ZM230 69V68H229ZM261 69V70H262ZM28 70V69H27ZM70 70V69H69ZM72 70V69H71ZM70 70V71H71ZM122 70V69H121ZM123 70L125 71V68H123ZM131 69H129V71H130ZM195 70V69H194ZM202 70V71H203ZM209 70V69H208ZM218 70V69H217ZM232 69H230L229 71L230 72H232L231 71ZM247 70V69H246ZM43 71H44V69H43ZM57 71V70H56ZM96 71V70H95ZM111 71V72H112ZM161 71V70H160ZM159 71V72H160ZM165 71V70H164ZM172 71V70H171ZM178 71V70H177ZM182 71V70H181ZM197 71V70H196ZM200 71V70H199ZM236 71V70H235ZM244 71H245V69H244ZM262 71H264V70H262ZM261 71V72H262ZM28 72V71H27ZM42 72V71H41ZM99 72V71H98ZM114 72V71H113ZM133 71H131V73H132ZM158 72V73H159ZM162 72V71H161ZM167 72V71H166ZM190 72V71H189ZM219 72V71H218ZM242 72V71H241ZM240 72V73H241ZM19 73V72H18ZM117 73V72H116ZM125 73V72H124ZM123 73V74H124ZM128 73V70L126 71V74ZM135 73H136V70H135ZM156 73V72H155ZM165 73V72H164ZM163 73V74H164ZM179 73V72H178ZM199 73V72H198ZM203 73V72H202ZM201 73V74H202ZM206 73V72H205ZM205 73H204V75H205ZM224 73V72H223ZM229 73V72H228ZM244 73V72H243ZM257 72H255V74H256ZM30 74V73H29ZM40 74H43V73H40ZM45 74V73H44ZM122 74V73H121ZM122 74V75H123ZM134 74V73H133ZM180 74V73H179ZM178 74V75H179ZM183 74V73H182ZM254 74V75H255ZM99 75V74H98ZM108 75H110V74H108ZM119 75H120V73H119ZM127 75H130V74H127ZM132 75V74H131ZM181 75V74H180ZM198 75V74H197ZM203 75V74H202ZM207 75V74H206ZM205 75V78L204 79H206L207 80V76ZM219 75V74H218ZM222 75V74H221ZM235 75V74H234ZM233 75V76H234ZM248 75V74H247ZM259 75V74H258ZM261 75V74H260ZM25 76V75H24ZM44 76V75H43ZM63 76V75H62ZM161 76H163V75H161ZM171 76V75H170ZM186 76V75H185ZM195 75H193V76H190L189 75V77H188V75H187V77H184L183 79H181V77H180V82H181V85H185L186 86V88H188V89H190L191 91L193 90H195V88L194 87H196V85L198 84V80H199V77H201V76H195ZM236 76V75H235ZM33 77V76H32ZM41 77V76H40ZM112 77V76H111ZM128 77H131V76H128ZM164 77H165V75H164ZM203 77V76H202ZM212 77V76H211ZM17 78V77H16ZM28 78V77H27ZM61 78V77H60ZM64 78V77H63ZM115 78V77H114ZM163 78V77H162ZM179 78V77H178ZM227 78V77H226ZM246 78V77H245ZM250 78V77H249ZM17 79H19V78H17ZM22 79H24V78H22ZM26 79V78H25ZM39 79H42V78H39ZM168 79V78H167ZM209 79V78H208ZM211 79V78H210ZM219 79V78H218ZM241 79V78H240ZM12 80V79H11ZM27 80V79H26ZM36 80H38V79H36ZM111 79L109 78V81H110ZM116 79H114V81H115ZM128 80V79H127ZM132 80H131V82H132ZM159 80V81H158ZM158 80H155L156 82H159V83H162L161 82V78L160 79H158ZM165 80V79H164ZM170 80H172V79H170ZM263 80V79H262ZM20 81H22V80H20ZM55 81V80H54ZM95 81V80H94ZM102 81V80H101ZM117 81V80H116ZM123 81V80H122ZM124 81H125V79H124ZM168 81V80H167ZM178 81V80H177ZM201 81H203V80H201ZM205 81V80H204ZM214 82H216L215 80H213ZM241 81H243V80H241ZM261 81V80H260ZM105 82V81H104ZM173 82L175 83L176 82V80L173 78ZM173 82H171V83H173ZM207 82V81H206ZM210 82H211V80H210ZM262 82V81H261ZM15 83H17V81L15 82ZM23 83V82H22ZM45 83V82H44ZM92 83H93V81H92ZM95 83V82H94ZM98 83V82H97ZM103 83V82H102ZM101 83V85L103 86V84ZM109 83V82H108ZM167 83V82H166ZM173 83V84H174ZM219 83H221L220 81H219ZM245 83H246V81H245ZM253 83H255V82H253ZM264 83V82H263ZM262 83V84H263ZM31 84V83H30ZM33 84V83H32ZM59 84V83H58ZM57 84V85H58ZM112 84V83H111ZM131 84V83H130ZM172 84V86H174ZM176 84H178L177 82H176ZM222 84V83H221ZM11 85V84H10ZM27 85V84H26ZM36 85H37V83H36ZM56 85V84H55ZM100 85V84H99ZM117 84H115V86H116ZM122 85V84H121ZM127 86H128V84H126ZM151 85V84H150ZM149 85V86H150ZM154 85V84H153ZM152 85V86H153ZM161 85V84H160ZM159 85V86H160ZM168 85V84H167ZM199 85V84H198ZM207 85V84H206ZM241 85V84H240ZM260 85V84H259ZM23 86V85H22ZM44 86V85H43ZM52 86V85H51ZM118 86V85H117ZM123 86H124V84H123ZM131 86V85H130ZM134 86V85H133ZM157 86V85H156ZM162 86V85H161ZM171 86V85H170ZM171 86V87H172ZM249 86V85H248ZM247 86V87H248ZM55 87V86H54ZM59 87V86H58ZM125 87V86H124ZM154 87V86H153ZM214 87V86H213ZM227 87V86H226ZM231 87V86H230ZM45 88V87H44ZM57 88V87H56ZM96 88V87H95ZM102 88V87H101ZM106 88V87H105ZM131 88V87H130ZM133 88V87H132ZM131 88V89H132ZM146 88V87H145ZM149 88V87H148ZM148 88H146V89H148ZM152 88V87H151ZM154 88H156V87H154ZM234 88V87H233ZM54 89V88H53ZM58 89V88H57ZM93 89V88H92ZM117 89V88H116ZM116 89H115V91H116ZM168 89V88H167ZM178 89H180V88H178ZM187 89V90H188ZM200 89H201V87H200ZM227 89V88H226ZM249 89V88H248ZM251 89V88H250ZM35 90V89H34ZM33 90V88H32V92L34 91ZM45 90V89H44ZM97 90V89H96ZM125 90V89H124ZM136 90V89H135ZM165 90V89H164ZM172 90V92H173V89H171ZM210 90H211V88H210ZM22 91V90H21ZM41 91V90H40ZM52 91V90H51ZM99 91V90H98ZM141 91V90H140ZM140 91H139V94H140ZM151 92H152V90H150ZM155 92H158L157 91V89H155L154 90ZM169 91H170V89H169ZM180 91V90H179ZM197 92H196V94L199 92V94H201V91H203L204 92V94L206 93V96L204 97V98H200V99H202V100H200L201 101V106L202 107H205V110H206V108L208 107V104H207V100H208V97H209V95H210V91L208 90V88H202L200 91H198V90H196ZM212 91V90H211ZM18 92V91H17ZM16 92V93H17ZM19 92H20V90H19ZM42 92H44L43 90H42ZM93 92H95V91H93ZM109 92V91H108ZM107 92V95H109L110 94V92L108 93ZM120 92V91H119ZM134 92V91H133ZM142 93H143V91H141ZM164 92V91H163ZM162 92V93H163ZM172 92H170V93H172ZM178 92V91H177ZM213 92H215V90L214 91H212L211 92V94L213 93ZM219 92H220V90H219ZM35 93V92H34ZM45 93V95L47 94V95H49L50 96V94H48V93H46V91L44 92ZM55 93V92H54ZM58 93H60L59 91H58ZM98 93V92H97ZM103 94H104V92H102ZM111 93H112V91H111ZM121 93V92H120ZM128 93V92H127ZM150 93V92H149ZM153 93V92H152ZM168 93V92H167ZM12 94V93H11ZM20 94V93H19ZM22 94V93H21ZM20 94V95H21ZM28 94V93H27ZM38 94V93H37ZM42 94V93H41ZM91 94V93H90ZM119 94V93H118ZM157 94H159V93H157ZM165 94V93H164ZM195 94V92L194 93H192L191 95H194ZM29 95H31V94H29ZM35 95V94H34ZM52 95V94H51ZM88 95V94H87ZM99 95V94H98ZM100 95H102V94H100ZM99 95V96H100ZM128 95H129V93H128ZM135 95H136V93H135ZM154 95V94H153ZM166 95V94H165ZM215 95V94H214ZM5 96V95H4ZM32 96V95H31ZM49 96H46V98H48L49 99ZM92 96V95H91ZM105 96V95H104ZM139 96V95H138ZM156 96V95H155ZM162 96V95H161ZM170 96H171V94H170ZM26 97H27V95H26ZM53 96H51V98H52ZM56 97V96H55ZM88 97H90V96H88ZM125 97V96H124ZM131 97V96H130ZM130 97H128L127 99H129ZM140 98H141V96H139ZM165 97V96H164ZM168 97V96H167ZM189 97V96H188ZM203 97V96H202ZM211 97V96H210ZM2 98V97H1ZM9 98V97H8ZM33 98H34V96H33ZM44 98V97H43ZM61 98V97H60ZM132 98H133V96H132ZM155 98V97H154ZM157 99H158V97H156ZM162 98V97H161ZM160 98V99H161ZM186 98V97H185ZM198 98V97H197ZM212 98V97H211ZM13 99V98H12ZM22 99H25L24 97L22 98ZM45 99V98H44ZM59 99V98H58ZM58 99H56V101H58ZM89 99H91V98H89ZM93 99V98H92ZM92 99H91V102H92ZM105 99V98H104ZM107 99V98H106ZM120 99V98H119ZM152 99V98H151ZM150 99V100H151ZM179 99V98H178ZM2 100V99H1ZM4 100V99H3ZM9 101H11V98L10 99H8ZM14 100V99H13ZM36 100V99H35ZM60 100V99H59ZM125 100V99H124ZM169 100V99H168ZM8 101V102H9ZM30 101V100H29ZM49 101V100H48ZM51 101V100H50ZM53 101V100H52ZM55 101V102H56ZM170 101V100H169ZM186 101V100H185ZM5 103V101H2V103ZM19 102V101H18ZM26 102H28V100L26 101ZM36 102V101H35ZM35 102H33L32 103V101L30 102V104L32 103L33 105H36L35 104ZM40 102V101H39ZM42 102V101H41ZM40 102V103H41ZM45 103L44 104H46V101H44ZM96 101H94V102H92V104L93 103H95ZM104 102V101H103ZM157 102H160L161 103V101H157ZM155 103L156 105H158V103ZM193 102V101H192ZM213 102V101H212ZM232 102V101H231ZM1 103V104H2ZM14 103V102H13ZM29 103V102H28ZM37 103V102H36ZM61 103V102H60ZM102 103V102H101ZM121 103V102H120ZM123 103V102H122ZM149 103V102H148ZM147 103V104H148ZM164 103V102H163ZM163 103H161L162 105H163ZM168 103L169 102H167V104H166V106L168 105ZM175 103V102H174ZM214 103V102H213ZM237 103V102H236ZM96 104V103H95ZM125 104V103H124ZM134 104V103H133ZM146 104V103H145ZM170 104H171V101H170ZM169 104V105H170ZM177 104H179L178 102H177ZM225 104H227V103H225ZM229 104V103H228ZM238 104V103H237ZM13 105V104H12ZM11 105V106H12ZM25 105V104H24ZM37 105H38V103H37ZM42 105V104H41ZM48 105V104H47ZM123 105V104H122ZM121 105V106H122ZM156 105H155V107H156ZM172 105V104H171ZM221 105V104H220ZM235 105V104H234ZM233 105V106H234ZM2 106V105H1ZM5 106H6V104H5ZM10 106V105H9ZM10 106V107H11ZM22 106H23V104H22ZM31 106V105H30ZM43 106V105H42ZM41 106V107H42ZM46 106V105H45ZM141 106H143V105H141ZM152 106V105H151ZM185 106V105H184ZM183 106V107H184ZM191 106V105H190ZM197 106V105H196ZM195 106V107H196ZM226 106V105H225ZM14 107V106H13ZM34 107H37V106H34ZM44 107V106H43ZM54 107V106H53ZM56 107V106H55ZM57 107H59V106H57ZM118 107H119V105H118ZM163 107H165V105L163 106ZM173 108H174V106H172ZM181 107V106H180ZM228 107V106H227ZM107 108V110H108V107H106ZM112 108V107H111ZM144 108H145V105H144ZM161 107H159V109H160ZM169 108H170V106H169ZM182 108V107H181ZM185 108V107H184ZM201 108V107H200ZM3 109H5V107L3 108ZM12 109H14V108H12ZM20 109V108H19ZM28 109V108H27ZM34 109V108H33ZM116 109V108H115ZM126 109V108H125ZM153 109V108H152ZM167 109H168V107H167ZM176 109V108H175ZM195 109V108H194ZM210 109H211V107H210ZM226 109V108H225ZM225 109H224V111H225ZM233 109V108H232ZM232 109H231V111H232ZM16 110V109H15ZM23 110V109H22ZM31 109H29V111H30ZM50 110H51V108H50ZM53 110V109H52ZM106 110V111H107ZM150 110V109H149ZM156 110V109H155ZM169 110H172V109H169ZM179 110V109H178ZM202 110V109H201ZM7 111H8V106H7ZM24 111V110H23ZM109 111V110H108ZM107 111V112H108ZM123 111V110H122ZM153 111V110H152ZM159 110H157V112H158ZM174 111H177V110H174ZM180 111H183L182 109H180ZM203 111V110H202ZM207 111V113H209L208 112V110H206ZM221 111V110H220ZM228 111H230V109L228 110ZM19 112V111H18ZM113 112V111H112ZM157 112H156V114H157ZM160 112V111H159ZM168 112V111H167ZM171 112H173V111H171ZM178 112V111H177ZM199 112H200V110H199ZM222 112V111H221ZM235 112V111H234ZM8 114H10L9 112H7ZM12 113H13V111H12ZM22 113V112H21ZM30 113V112H29ZM33 113V112H32ZM31 113V114H32ZM34 113H36V112H34ZM33 113V114H34ZM52 113H54V112H52ZM111 113V112H110ZM151 113V112H150ZM154 113H155V111H154ZM165 113V112H164ZM179 113V112H178ZM184 114H185V112H183ZM215 113V112H214ZM225 113V112H224ZM236 113V112H235ZM239 113H241V112H239ZM6 114V113H5ZM36 114H41V113H36ZM47 114V113H46ZM70 114V113H69ZM108 114V113H107ZM124 114V113H123ZM162 114V113H161ZM166 114V113H165ZM165 114L163 115L164 117H165ZM169 114V113H168ZM171 114V113H170ZM174 114V113H173ZM192 113L190 112V115H191ZM201 114H202V112H201ZM217 114V113H216ZM226 114V113H225ZM225 114H223V115H225ZM13 114H11L10 116H12ZM15 115V114H14ZM17 115V114H16ZM15 115V116H16ZM19 115V114H18ZM16 116V117H13V118H15L16 119V122L17 121H19V123L21 122L20 120H17L18 119V117L19 116ZM51 115V114H50ZM143 115V114H142ZM154 115V114H153ZM152 115V116H153ZM179 115V114H178ZM178 115L176 114V116H177V118H178ZM183 115V114H182ZM181 115V116H182ZM215 115V114H214ZM231 116H232V114H230ZM38 116H40V115H38ZM45 116V115H44ZM54 116V115H53ZM71 116H72V114H71ZM123 116V115H122ZM175 116V115H174ZM174 116H173V118H174ZM175 116V117H176ZM186 116V115H185ZM258 116V115H257ZM21 117V116H20ZM24 118H26L27 117V115L26 116H23ZM23 117H21L22 119H23ZM65 117H67V116H65ZM115 117V116H114ZM157 117V115L155 116V118ZM159 117V116H158ZM163 117V118H164ZM190 117V116H189ZM195 118H196V116H194ZM198 117V116H197ZM216 117V116H215ZM7 118V117H6ZM41 118V117H40ZM42 118H43V116H42ZM68 118V117H67ZM147 118V117H146ZM150 118H151V115H150ZM152 118H154V117H152ZM151 118V119H152ZM160 118V117H159ZM171 118V117H170ZM186 118V117H185ZM9 119H12V118H9ZM27 119V118H26ZM29 119V118H28ZM32 119V118H31ZM44 119V118H43ZM176 119V118H175ZM191 119H193V118H191ZM199 119V118H198ZM207 119V118H206ZM231 119V118H230ZM262 119V118H261ZM3 120V119H2ZM6 120V119H5ZM25 120V119H24ZM41 120V119H40ZM149 120V119H148ZM152 120H154V119H152ZM194 120V119H193ZM197 120V119H196ZM226 120V119H225ZM224 120V121H225ZM228 120V119H227ZM226 120V121H227ZM234 120H236V119H234ZM245 120V119H244ZM247 120V119H246ZM13 121H14V119H13ZM139 121V120H138ZM151 121V120H150ZM176 121L177 120H175V123H176ZM179 121V120H178ZM187 121V120H186ZM200 121V120H199ZM206 121V120H205ZM248 121V120H247ZM260 121V120H259ZM11 122V121H10ZM22 122H24L23 120H22ZM22 122L20 123V125L22 124ZM28 122V121H27ZM48 122V121H47ZM115 122V121H114ZM144 122V121H143ZM183 121H181V123H182ZM229 122H231V120H229ZM243 122V121H242ZM245 122V121H244ZM1 123V122H0ZM34 123H35V121H34ZM75 123V122H74ZM139 123H140V121H139ZM164 124H167V123H170L169 121L167 122V123H165V121L163 122ZM186 123V122H185ZM206 123H208V122H206ZM248 123V122H247ZM29 124H32V125H34L33 124V122L31 123V121H30V123ZM114 124V123H113ZM156 124V123H155ZM160 124V123H159ZM163 124V125H164ZM186 124H188V123H186ZM200 124V123H199ZM215 124V123H214ZM242 124V123H241ZM14 125V124H13ZM13 125H12V127H13ZM22 125H25V122L22 124ZM21 125V127H23ZM77 125V124H76ZM169 125V124H168ZM171 125V124H170ZM182 125H185L184 123H182ZM182 125H181V127H182ZM191 125H194V124H191ZM223 125H224V122H223ZM245 125V124H244ZM27 126H28V124H27ZM111 126V125H110ZM136 126V125H135ZM139 126V125H138ZM151 126H153V125H151ZM215 126V125H214ZM226 126V125H225ZM229 126V125H228ZM11 127V126H10ZM15 127V126H14ZM25 127V126H24ZM77 127V126H76ZM137 127V126H136ZM147 127V126H146ZM155 127H156V125H155ZM164 127V126H163ZM185 127H186V125H185ZM189 127V126H188ZM207 127V126H206ZM244 127H246V126H244ZM248 127V126H247ZM171 128H176V127H171ZM187 128V127H186ZM199 128H202V127H200L199 126ZM217 128V127H216ZM215 128V129H216ZM226 128V127H225ZM228 128V127H227ZM243 128V127H242ZM249 128V127H248ZM22 129V128H21ZM32 129V128H31ZM34 129V128H33ZM79 129V128H78ZM104 129H106V128H104ZM165 129V128H164ZM183 129H185V128H183ZM188 129V128H187ZM214 129V128H213ZM233 129V128H232ZM15 130H16V128H15ZM23 130V129H22ZM25 130V129H24ZM27 130V129H26ZM29 130H30V128H29ZM36 130V129H35ZM41 130V129H40ZM148 130V129H147ZM186 130V129H185ZM200 130V129H199ZM199 130H197V128H196V131H199ZM221 130H222V128H221ZM228 130V129H227ZM248 130V129H247ZM17 131V130H16ZM15 131V132H16ZM47 131V130H46ZM123 131H124V128H123ZM130 131V130H129ZM163 131H165V130H163ZM183 131V130H182ZM192 131V130H191ZM211 131V130H210ZM217 131V130H216ZM26 132V131H25ZM108 132V131H107ZM125 132V131H124ZM132 132V131H131ZM168 132H170V131H168ZM176 132V131H175ZM184 132V131H183ZM182 132V133H183ZM207 132H208V130H207ZM215 132V131H214ZM213 132V133H214ZM231 132H232V130H231ZM236 132V131H235ZM238 132V131H237ZM243 132V131H242ZM34 133V132H33ZM59 133H60V131H59ZM139 133V132H138ZM145 132H143V134H144ZM181 133V132H180ZM186 133V132H185ZM185 133H184V135H185ZM188 133V132H187ZM197 133V132H196ZM208 133H210V132H208ZM216 133V132H215ZM214 133V134H215ZM219 133V132H218ZM229 133V132H228ZM22 134V133H21ZM24 134V133H23ZM35 134V133H34ZM36 134H37V131H36ZM46 134V133H45ZM176 134V133H175ZM195 134V133H194ZM237 134V133H236ZM235 134V135H236ZM25 135V134H24ZM54 135V134H53ZM140 135V134H139ZM146 135V134H145ZM170 135H171V133H170ZM184 135H183V137H184ZM188 135H190V133H188ZM219 135V134H218ZM231 135V134H230ZM249 135H250V133H249ZM23 136V135H22ZM143 136V135H142ZM151 136V135H150ZM173 136H174V134H173ZM182 135H179V137H181ZM198 136H199V133H198ZM197 136V137H198ZM227 136H228V134L226 133V131H224V130H222V132H221V140L223 141V143L224 142H226V140H227ZM241 136V135H240ZM35 137V136H34ZM126 137V136H125ZM172 137V136H171ZM176 137H178V136H176ZM185 137H187L188 138V141H190L189 140V137L188 136H185ZM193 137V136H192ZM214 137V136H213ZM229 137V136H228ZM239 137V136H238ZM35 138H37V137H35ZM57 138V137H56ZM61 139H62V136L60 137ZM122 138H124V137H122ZM134 138H136L135 136H134ZM150 138V137H149ZM152 138V137H151ZM162 138V137H161ZM186 138V139H187ZM231 138V137H230ZM233 138V137H232ZM231 138V139H232ZM20 139V138H19ZM23 139H24V137H23ZM28 139H29V137H28ZM39 139V138H38ZM142 139V138H141ZM144 139H145V136H144ZM158 139V138H157ZM174 139V138H173ZM176 139V138H175ZM185 139V138H184ZM184 139H183V141H184ZM237 139V138H236ZM251 139V138H250ZM26 140V139H25ZM36 140V139H35ZM41 140V139H40ZM39 140V141H40ZM139 140H140V138H139ZM147 140H150V139H147ZM179 140H180V138H179ZM21 141V140H20ZM29 141L31 142V140L29 139ZM49 141V140H48ZM57 141V140H56ZM128 141V140H127ZM131 141V140H130ZM142 141V140H141ZM152 141V140H151ZM167 142L166 143H168V141H170V140H166ZM188 141H186V142H188ZM215 141V140H214ZM235 141V140H234ZM17 142V141H16ZM26 142V141H25ZM35 142V141H34ZM36 142H38V140L36 141ZM47 142V141H46ZM60 142V141H59ZM138 141H136V143H137ZM150 141H148V143H149ZM173 142H174V140H173ZM175 142H176V140H175ZM174 142V143H175ZM181 142V141H180ZM191 142V141H190ZM13 144L14 143V141H11L10 143H9V148H10V144ZM18 143V142H17ZM16 143V144H17ZM22 143V142H21ZM27 143H29V142H27ZM49 143V142H48ZM51 143V142H50ZM118 143V142H117ZM125 143V142H124ZM139 143H140V141L138 142V144H136V145H139ZM172 143V142H171ZM183 143V142H182ZM192 143V142H191ZM194 143V142H193ZM192 143V144H193ZM235 143V142H234ZM241 143V142H240ZM11 144V145H12ZM20 143H18V145H19ZM35 144V143H34ZM40 144H41V141H40ZM42 144H43V142H42ZM59 145H60V143H58ZM62 144V143H61ZM73 144V143H72ZM71 144V145H72ZM76 144V143H75ZM144 144H146L145 142H144ZM156 144V143H155ZM173 144V143H172ZM184 144V143H183ZM186 144V143H185ZM215 144H216V142H215ZM218 144V143H217ZM228 144V143H227ZM2 145V144H1ZM25 145V144H24ZM32 145V144H31ZM132 145V144H131ZM169 145H170V142H169ZM230 145V144H229ZM13 146H15V145H13ZM21 146H22V144H21ZM40 146V145H39ZM42 146H44V145H42ZM52 146V145H51ZM161 146V145H160ZM173 147V149H174V144L172 145ZM182 146V145H181ZM181 146H178V147H181ZM1 147H4L3 145L1 146ZM7 147V146H6ZM17 147V146H16ZM64 147V146H63ZM66 147V146H65ZM69 147V146H68ZM136 147H139V146H136ZM144 147V149H145V145L143 146ZM142 147V148H143ZM148 147V146H147ZM162 147V146H161ZM167 147H169V146H167ZM185 147H187V145L185 146ZM184 147V149L186 150L187 148H185ZM190 147V146H189ZM216 147V146H215ZM8 148V149H9ZM15 148V147H14ZM22 148V147H21ZM48 148V147H47ZM74 148V147H73ZM217 148V147H216ZM6 149V148H5ZM4 149V150H5ZM16 149H18V148H16ZM20 149V148H19ZM30 149V148H29ZM49 149V148H48ZM47 149V150H48ZM51 149H54V147L53 148H51ZM75 149V148H74ZM128 149V148H127ZM136 149H138V148H136ZM148 149V148H147ZM166 149V148H165ZM164 149V150H165ZM180 149V148H179ZM181 149H183L182 147H181ZM184 149L183 150H181V151H184ZM190 149H192V148H189V150ZM209 149V148H208ZM11 150V149H10ZM23 150V149H22ZM73 150V149H72ZM140 150V149H139ZM141 150H143V149H141ZM158 150V149H157ZM193 150V149H192ZM226 150V149H225ZM6 151V150H5ZM8 151V150H7ZM35 151V150H34ZM42 151H44V150H42ZM51 152H52V150H50ZM56 151V150H55ZM70 151V150H69ZM74 151V150H73ZM125 152L124 153H126L127 152V150H126V148H125V150H124ZM154 151V150H153ZM172 151V150H171ZM170 151V152H171ZM178 151V150H177ZM176 151V152H177ZM187 151H188V149H187ZM187 151H184V152H187ZM191 151V150H190ZM17 152V151H16ZM24 152V151H23ZM23 152H21L22 154H23ZM39 152V151H38ZM66 152V151H65ZM71 152V151H70ZM123 152V151H122ZM135 152V151H134ZM134 152H132V153H134ZM149 152V151H148ZM155 153H153V154H151V155H147L144 159H143V161L142 160H140L139 158L138 159H135V161L132 163V168H131V172H132V176L134 177L132 180H134L133 181V183H135V185L133 186V188H132V190H133V192H132V194H131V198H130V200H131V202L132 203H134V204H136L138 207H140L145 201H148V200H150V201H152V200H154L155 199V201H152L153 203H155V204H157L158 205V207L159 208H162L163 209V211H164V213H165V216L168 218V220H169V222H171V223H174V232L172 233V234H170V236L173 238V239H177V236H179L178 234H180V233H182L184 230H183V228L185 227V226H188V224L189 223H192V222H194V221H196V220H199V219H201L202 217H203V215H206V213H208L210 210H211V206L209 205V203H206V201H203V202H201V203H197L198 201H197V199H196V194H191L192 192H190V191H187V190H182V189H180V190H178V189H176V188H174V186L173 185H171V183L169 184V186H171V187H166L165 188V186H164V188H162V187H160L161 185H158V183H160L161 181L163 182L166 178H167V174H166V178H165V172H164V169L166 168H164L163 167V165H162V163L161 162H159V158L158 157H155V155L158 153H156V151H154ZM166 152V151H165ZM165 152H163V153H165ZM169 152V151H168ZM189 152V151H188ZM187 152V153H188ZM220 152H221V149H220ZM20 153V154H21ZM27 153V152H26ZM25 153V154H26ZM68 153V152H67ZM128 153H129V151H128ZM139 153V152H138ZM137 153V154H138ZM225 153V152H224ZM19 154V153H18ZM44 154H46V153H44ZM55 154V153H54ZM60 154V153H59ZM75 154V153H74ZM131 154V153H130ZM135 154V153H134ZM133 154V155H134ZM140 154V153H139ZM144 154V153H143ZM149 154V153H148ZM160 154H161V152H160ZM177 154H179V152L177 153ZM217 154H219L218 152H217ZM15 155V154H14ZM27 155V154H26ZM25 155V156H26ZM33 155V154H32ZM41 155V154H40ZM47 155H49V154H47ZM55 155H57V154H55ZM66 155V154H65ZM76 155V154H75ZM75 155H71L72 157L73 156H75ZM145 155V154H144ZM188 155H190L189 153H188ZM187 155V156H188ZM210 155V154H209ZM12 156V154L10 155V156H7L6 157V159L4 160L5 162L7 161L8 162V164H10L9 163V161H10V157ZM23 156V155H22ZM35 156H37V155H35ZM34 156V157H35ZM43 156V155H42ZM54 156V155H53ZM70 156V155H69ZM121 156V155H120ZM122 156H123V154H122ZM161 156H164V154L163 155H161ZM178 156V155H177ZM182 156V155H181ZM186 156V157H187ZM3 157V156H2ZM5 157V156H4ZM13 157V156H12ZM30 157V156H29ZM27 158V159H30V158ZM40 157V156H39ZM52 157V156H51ZM127 157H131V156H127ZM133 157V156H132ZM160 157V156H159ZM220 157V156H219ZM19 158H20V156H19ZM22 158V157H21ZM23 158H24V156H23ZM46 158V157H45ZM53 158V157H52ZM56 158V157H55ZM55 158H54V160H55ZM74 158V157H73ZM113 158V157H112ZM161 158V157H160ZM184 158V157H183ZM211 158V157H210ZM216 158H217V156H216ZM1 159H3V158H1ZM27 159H25V160H27ZM47 159V158H46ZM46 159H44V157H43V160H46ZM122 159H124V158H122ZM34 160V159H33ZM50 160V159H49ZM68 160H70V159H68ZM120 160V159H119ZM163 160H164V158H163ZM173 160H174V158H173ZM175 160H176V158H175ZM183 160H185V159H183ZM20 161V160H19ZM32 161V160H31ZM47 161V160H46ZM51 161V160H50ZM74 161V160H73ZM129 161V160H128ZM162 161V160H161ZM190 161V160H189ZM14 162V161H13ZM23 162V161H22ZM49 162V161H48ZM70 162V161H69ZM188 162V161H187ZM213 162V161H212ZM26 163H27V161H26ZM39 163V162H38ZM53 163V162H52ZM55 163V162H54ZM191 163V162H190ZM195 163H197V161L195 162ZM200 163V162H199ZM247 163V162H246ZM21 164V163H20ZM29 164H30V161H29ZM40 164H42V163H39V166H40ZM47 164V163H46ZM57 164V163H56ZM173 164H174V162H173ZM175 164H176V162H175ZM175 164H174V167H175ZM13 165V164H12ZM17 165V164H16ZM37 165V164H36ZM48 165V164H47ZM46 165V166H47ZM76 165V164H75ZM189 165V164H188ZM191 165H192V163H191ZM197 165V164H196ZM5 166H7L6 164H5ZM4 166V167H5ZM22 166V168H23V165H21ZM30 166V165H29ZM33 166H35V163H34V165ZM38 166V165H37ZM37 166H36V168H37ZM38 166V167H39ZM41 166H43V164L41 165ZM83 166V165H82ZM198 166V165H197ZM4 167H3V170H5L4 169ZM20 167V166H19ZM127 167V166H126ZM130 167V166H129ZM129 167H128V169H129ZM168 165H167V169H168ZM177 167V166H176ZM182 167V166H181ZM16 168L17 169H19L17 166H16ZM21 168V169H22ZM27 168V167H26ZM25 168V169H26ZM42 168V167H41ZM47 168H49V166L47 167ZM52 168V167H51ZM73 168V167H72ZM84 168V167H83ZM83 168H82V170H83ZM189 168H190V165H189ZM201 168V167H200ZM9 169V168H8ZM21 169H20V171H21ZM29 169V168H28ZM37 169H39V168H37ZM125 169V168H124ZM127 169V170H128ZM178 169H180V168H178ZM178 169H177V171H178ZM182 169V168H181ZM188 169V168H187ZM204 169V168H203ZM10 170H12V169H10ZM23 170V169H22ZM32 170V169H31ZM34 170H35V168H34ZM44 170V169H43ZM77 170H78V168H77ZM127 170H126V172H127ZM175 170V169H174ZM205 170V169H204ZM209 170V169H208ZM230 170V169H229ZM228 170V171H229ZM13 171H15L14 169H13ZM19 171V170H18ZM25 171H27V169L25 170ZM118 171H119V169H118ZM124 171V170H123ZM128 171H130V169L128 170ZM189 171V170H188ZM213 171V170H212ZM9 172V171H8ZM12 172V171H11ZM16 172V171H15ZM28 172V171H27ZM39 172V171H38ZM115 172V171H114ZM180 172H181V170H180ZM18 173V172H17ZM22 173V172H21ZM34 173H35V171H34ZM45 174H47L46 172H44ZM49 173V172H48ZM107 173V172H106ZM123 173V172H122ZM130 173V172H129ZM178 173V172H177ZM190 173V172H189ZM191 173H192V171H191ZM190 173V174H191ZM42 174V173H41ZM76 174V173H75ZM124 174V173H123ZM131 174V173H130ZM129 174V176L132 178V176ZM170 175H171V173H169ZM181 174V173H180ZM200 174V173H199ZM16 175V174H15ZM18 175V174H17ZM24 175V174H23ZM22 175V176H23ZM48 175V174H47ZM107 175H109V174H107ZM112 175V174H111ZM176 175V174H175ZM174 175V176H175ZM183 175H185V173H183ZM182 175V176H183ZM210 175V174H209ZM242 175V174H241ZM25 176V175H24ZM49 176H51V175H49ZM173 176V177H174ZM180 176V175H179ZM179 176H175L174 178H177V181L179 180ZM186 176H187V174H186ZM195 176V175H194ZM198 176V175H197ZM220 176H221V179H222V181H223V179L225 178V176H226V171H225V167L224 166H222L221 167V169H220ZM228 176V175H227ZM5 177V176H4ZM7 177V176H6ZM5 177V178H6ZM12 177V176H11ZM14 177V176H13ZM47 177V176H46ZM77 177V176H76ZM126 177V176H125ZM171 177V176H170ZM184 177V176H183ZM188 177H190V175L188 176ZM193 177V176H192ZM211 176H209V178H210ZM213 177V176H212ZM9 178V177H8ZM7 178V179H8ZM98 178V177H97ZM130 178V179H131ZM174 178H172V180L174 179ZM191 178V177H190ZM197 178V177H196ZM20 179V178H19ZM25 179V178H24ZM29 179V178H28ZM27 179V181H29ZM45 179V178H44ZM99 179V178H98ZM102 181H106L107 180V178L105 177V176H103V177H101L100 178ZM195 179V178H194ZM201 179V178H200ZM203 179V178H202ZM49 180H50V178H49ZM131 180V181H132ZM186 180V179H185ZM196 180V179H195ZM8 181V180H7ZM23 181V180H22ZM21 181V182H22ZM26 181V180H25ZM32 181V180H31ZM96 181V180H95ZM100 181V180H99ZM101 181V182H102ZM166 181V180H165ZM168 181V180H167ZM174 181V180H173ZM180 181V180H179ZM192 181V180H191ZM207 181V180H206ZM210 181V180H209ZM218 182H219V180H217ZM16 182H17V180H16ZM15 182V183H16ZM100 182V183H101ZM196 182V181H195ZM202 182V181H201ZM133 183H131V184H133ZM178 183V182H177ZM181 183H183V182H181ZM208 183V182H207ZM212 183V182H211ZM35 184H36V182H35ZM44 184V183H43ZM48 184H50L49 182L47 183V185ZM161 184V183H160ZM167 184V183H166ZM167 184V185H168ZM176 184V183H175ZM180 184V183H179ZM195 184V183H194ZM194 184H193V186H194ZM215 184H217V182L215 183ZM6 185V184H5ZM17 185H19L20 186V184H19V182L17 183ZM39 185V184H38ZM47 185H46V187H47ZM128 185V184H127ZM165 185V184H164ZM181 185V184H180ZM184 185V184H183ZM188 185H190V184H188ZM200 185V184H199ZM203 185V184H202ZM8 186V185H7ZM15 186V185H14ZM22 186V185H21ZM27 186V185H26ZM44 186V185H43ZM112 186V185H111ZM172 186H173V188H172ZM178 186V185H177ZM212 186H214V185H212ZM36 187V186H35ZM42 187V186H41ZM51 187V186H50ZM185 187V186H184ZM187 187V186H186ZM185 187V188H186ZM202 187V186H201ZM215 187V186H214ZM7 188V187H6ZM178 188H179V186H178ZM180 188H181V186H180ZM189 188V187H188ZM191 188V187H190ZM216 188V187H215ZM223 188V187H222ZM10 189V188H9ZM45 189V188H44ZM6 190V189H5ZM5 190H3V191H5ZM13 190V189H12ZM190 190V189H189ZM194 190V189H193ZM203 190H205V189H203ZM214 190V189H213ZM36 191V190H35ZM42 191H43V188H42ZM111 191V190H110ZM245 191V190H244ZM24 192V191H23ZM29 192V191H28ZM113 192V191H112ZM130 192V191H129ZM129 192H127L128 194H129ZM211 191H209V193H210ZM224 192V191H223ZM249 192V191H248ZM4 193H6V192H4ZM31 193V192H30ZM44 193V192H43ZM46 193V192H45ZM93 193V192H92ZM114 193V192H113ZM112 193V194H113ZM208 193V192H207ZM213 193H215V191L214 192H212V194ZM225 193V192H224ZM19 194H21V193H19ZM24 194V193H23ZM90 194V193H89ZM115 194V193H114ZM113 194V195H114ZM206 194V193H205ZM211 194V195H212ZM28 195V194H27ZM126 195V194H125ZM157 195H160L161 197H163V198H161V200H163L162 202L161 201H157L156 200V196ZM201 195V194H200ZM210 195V196H211ZM222 195H224L223 193H222ZM6 196H8V195H6ZM25 196V195H24ZM28 196H30V195H28ZM32 196V195H31ZM34 196V195H33ZM44 196H45V194H44ZM189 196V197H188ZM190 196H191V198H190ZM220 196V195H219ZM3 197H5V196H3ZM18 197V196H17ZM27 197V196H26ZM124 197V196H123ZM31 199H32V197H30ZM40 198V197H39ZM159 198V197H158ZM210 198V197H209ZM214 198V197H213ZM220 198V197H219ZM18 199V198H17ZM23 199V198H22ZM21 200V199H20ZM25 200V199H24ZM29 200V199H28ZM6 201V200H5ZM5 201H3V202H5ZM22 201V200H21ZM27 201V200H26ZM26 201H25V203H26ZM42 201V200H41ZM6 202H8V201H6ZM19 202V201H18ZM45 202V201H44ZM130 202V203H131ZM209 202V201H208ZM215 202V201H214ZM25 203H23V204H25ZM30 203V202H29ZM48 203V202H47ZM84 203V202H83ZM130 203H128V204H130ZM217 203H220V202H218L217 201ZM216 203V204H217ZM222 203V202H221ZM18 204V203H17ZM28 203H26V205H27ZM32 204V203H31ZM34 204V203H33ZM123 204V203H122ZM213 204V203H212ZM211 204V205H212ZM216 204H214V205H216ZM65 205V204H64ZM120 205V204H119ZM225 204H223V206H224ZM228 205V204H227ZM250 205V204H249ZM17 207H18V205H16ZM28 206V205H27ZM42 206V205H41ZM50 206V205H49ZM122 206V205H121ZM8 207L10 208V206L8 205ZM11 207H13V206H11ZM78 207V206H77ZM104 207H106V206H104ZM133 207V206H132ZM135 207V206H134ZM199 207H201V208H203V207H205V213H200L199 212ZM215 208L214 209H216V207L217 206H214ZM35 208V207H34ZM46 208V207H45ZM48 208V207H47ZM140 208H142V207H140ZM200 208V209H201ZM220 208V207H219ZM25 209V208H24ZM28 209H30V208H28ZM63 209V208H62ZM126 209V208H125ZM130 209V208H129ZM212 209H213V207H212ZM221 209H222V205H221ZM221 209H219V210H221ZM223 209H224V207H223ZM226 209V208H225ZM31 210V209H30ZM32 210H33V208H32ZM77 210V209H76ZM82 210V209H81ZM99 210V209H98ZM98 210H97V212L95 213V215L98 213ZM128 210V209H127ZM135 210H136V208H135ZM12 211V210H11ZM17 211V210H16ZM23 211V210H22ZM22 211H21V213H22ZM48 211V210H47ZM123 211H124V209H123ZM126 211V210H125ZM129 211V210H128ZM130 211H132L131 209H130ZM218 211V210H217ZM222 211V210H221ZM25 212V211H24ZM31 212V211H30ZM35 212V211H34ZM43 212V211H42ZM57 212H59V211H57ZM79 212V211H78ZM137 212V211H136ZM157 212V211H156ZM204 212V211H203ZM212 212H213V210H212ZM215 212V211H214ZM8 213H9V211H8ZM54 213V212H53ZM56 213V212H55ZM60 213V212H59ZM59 213H57V214H59ZM80 213H83V212H81L80 211ZM113 213V212H112ZM132 213V212H131ZM158 213V212H157ZM159 213H160V210H159ZM218 213H219V211H218ZM6 214V213H5ZM16 214V213H15ZM32 214H33V212H32ZM78 214V213H77ZM152 214V213H151ZM214 214V213H213ZM224 214L226 215V213L224 212ZM49 215V214H48ZM60 215H62V214H60ZM60 215H57V216H60ZM81 216H82V214H80ZM85 215V214H84ZM135 215V214H134ZM17 216V215H16ZM71 216V215H70ZM77 216V215H76ZM138 216V215H137ZM207 216V215H206ZM209 216V215H208ZM223 216V215H222ZM263 216V215H262ZM3 217V216H2ZM6 217H7V215H6ZM13 217V216H12ZM24 217V216H23ZM23 217L22 218H20V219H23ZM27 217H30V216H27ZM36 217V216H35ZM38 217V216H37ZM41 217V216H40ZM43 217V216H42ZM85 217V216H84ZM133 217V216H132ZM139 217V216H138ZM165 217V218H166ZM226 217V216H225ZM45 218V217H44ZM43 218V219H44ZM77 218H79L78 216L76 217V219H74L73 220V223H74V221L75 220H78ZM82 218V217H81ZM86 218V217H85ZM135 218V217H134ZM208 218V217H207ZM216 218V217H215ZM221 218V217H220ZM224 218V217H223ZM6 219V218H5ZM4 219V220H5ZM31 219V218H30ZM34 219H36V218H34ZM33 219V220H34ZM42 219V218H41ZM51 219V218H50ZM56 220H57V218H55ZM69 219V218H68ZM140 219V218H139ZM228 219V218H227ZM245 219V218H244ZM7 220H9V219H7ZM32 219L30 220V221H33ZM55 220V221H56ZM59 220V219H58ZM63 219H61V221H62ZM165 220V219H164ZM204 220V219H203ZM207 219H205V221H206ZM221 220V219H220ZM18 221V220H17ZM28 221V220H27ZM35 221V220H34ZM33 221V222H34ZM37 221V220H36ZM51 221V220H50ZM85 221H86V219H85ZM89 221V220H88ZM212 221V220H211ZM225 221V220H224ZM6 222V221H5ZM20 222V221H19ZM25 222V221H24ZM47 222V221H46ZM58 222V221H57ZM56 222V223H57ZM67 222V220H65V223ZM133 222V221H132ZM154 222V221H153ZM165 222V221H164ZM203 222V221H202ZM8 223V222H7ZM27 223H30V222H27ZM41 223V222H40ZM59 223V222H58ZM62 223H63V221H62ZM61 223V224H62ZM68 223V222H67ZM75 223H78L77 221L75 222ZM86 223V222H85ZM135 223H137V222H135ZM141 223V222H140ZM201 223V222H200ZM233 223V222H232ZM5 224V223H4ZM15 224V223H14ZM20 224H21V222H20ZM38 224V223H37ZM41 224H43V223H41ZM49 224H50V222H49ZM121 224V223H120ZM202 224V223H201ZM260 224V223H259ZM7 225V224H6ZM32 225V224H31ZM59 225V224H58ZM68 226L69 224H65V226ZM122 225V224H121ZM125 225V224H124ZM131 225V224H130ZM135 225V224H134ZM183 225H184V227H183ZM197 225V224H196ZM195 225V226H196ZM200 225V224H199ZM223 225V224H222ZM245 225V224H244ZM249 225V224H248ZM254 225H256V224H254ZM4 226V225H3ZM17 226V225H16ZM22 226V225H21ZM29 227H30V225H28ZM35 226V225H34ZM38 226H39V224H38ZM90 226V225H89ZM103 226V225H102ZM107 226V225H106ZM106 226H104V227H106ZM113 226V225H112ZM132 226V225H131ZM130 226V227H131ZM154 226V225H153ZM157 226H158V224H157ZM193 226V225H192ZM26 227H27V225H26ZM60 227L61 228H63L61 225H60ZM92 227V226H91ZM99 227V226H98ZM130 227H129V229H130ZM135 227V226H134ZM141 227V226H140ZM173 227V226H172ZM171 227V228H172ZM200 228H201V225L199 226ZM198 227V228H199ZM247 227V226H246ZM259 227V226H258ZM3 228V227H2ZM5 228V227H4ZM14 228H16V227H14ZM32 228V227H31ZM43 228V227H42ZM49 228V227H48ZM68 229L70 228V227H67ZM72 228V227H71ZM78 228V227H77ZM82 228V227H81ZM94 228V227H93ZM101 228H103V227H101ZM155 228V227H154ZM196 228V227H195ZM206 228V227H205ZM7 229V228H6ZM9 229V228H8ZM19 229V228H18ZM38 229V228H37ZM36 229V230H37ZM98 229V228H97ZM96 229V230H97ZM100 229V228H99ZM98 229V230H99ZM106 229H107V227H106ZM106 229H105V231H106ZM132 229V228H131ZM156 230H157V227L155 228ZM188 229V228H187ZM207 229V228H206ZM10 230V229H9ZM17 230V229H16ZM35 230V231H36ZM45 230V229H44ZM49 230V229H48ZM67 230V229H66ZM81 230V229H80ZM82 230H85V229H82ZM87 230V229H86ZM127 230V229H126ZM150 230V229H149ZM149 230H147V231H149ZM152 230H153V227H152ZM155 230V231H156ZM201 230V229H200ZM200 230H199V233H200ZM202 230H204V229H202ZM25 231H27V230H25ZM24 231V232H25ZM57 231V230H56ZM63 231V230H62ZM65 231V230H64ZM70 231H74V228H73V230L71 229ZM69 231V232H70ZM77 231V230H76ZM88 231V230H87ZM101 229H100V233H101ZM121 231V230H120ZM124 231V230H123ZM137 232H138V229L136 230ZM188 231V230H187ZM196 231V230H195ZM195 231H193V233L195 232ZM205 231V230H204ZM18 232V231H17ZM19 232H20V229H19ZM37 232H38V234H39V232L40 231H38L37 230ZM50 232V231H49ZM55 232V231H54ZM57 232H59V231H57ZM68 232V233H69ZM113 232V231H112ZM122 232V231H121ZM126 232V231H125ZM129 232V231H128ZM131 232V231H130ZM140 232V231H139ZM153 232V231H152ZM191 232V231H190ZM250 232V231H249ZM15 233V232H14ZM41 233V232H40ZM74 233V232H73ZM83 233V235H85V233H84V231L82 232ZM90 233V232H89ZM93 234H94V232H92ZM96 233H98V231H96ZM99 233V235H101ZM111 233V232H110ZM142 233V232H141ZM192 233V232H191ZM205 233V232H204ZM208 233V232H207ZM211 233V232H210ZM243 233V232H242ZM23 234V233H22ZM42 234V233H41ZM59 234V233H58ZM78 235H80L81 233H77ZM150 234V233H149ZM188 234H190V233H188ZM187 234V235H188ZM25 236H26V234H24ZM23 235V236H24ZM29 235H31V234H29ZM52 236H53V233L51 234ZM56 235H57V233H56ZM55 235V236H56ZM70 235V234H69ZM72 235H76V234H72ZM77 235V236H78ZM83 235L82 236H80V238H79V236H78V239H77V237H76V239L74 240V242L71 244L70 243V247H69V254L70 255H72V256H70L71 258L75 255V253L77 252L78 254H81V256L83 257V256H85V258H87V262H85L84 264H98L99 263V259L101 258V256H105V259L106 260H109L110 259V257H111V254L112 253H115V251L116 250H119V249H121L122 247H123V243H125V236H123V238L121 239V240H119V238H118V240H116V237H117V235L115 236V237H113V238H111L110 236H112V235H110V236H107V234L105 235H103V233H102V235L100 236V237H96V236H94V235H92L91 233L88 235H85L84 237H87L86 239H84V237H83ZM114 235V234H113ZM124 235V234H123ZM186 235V234H185ZM193 235V234H192ZM199 235V234H198ZM200 235H202V233L200 234ZM206 235V234H205ZM5 236H6V234H5ZM12 236H13V233H12ZM11 236V237H12ZM24 236V237H25ZM42 236V235H41ZM64 235H62V237H63ZM66 236H68V235H66ZM128 236H129V233H128ZM140 236V235H139ZM183 236V235H182ZM193 236H195V235H193ZM203 236V235H202ZM207 236V235H206ZM21 237V236H20ZM44 237V236H43ZM81 237L83 238V239H81ZM121 237V236H120ZM137 237H138V234H137ZM158 237V236H157ZM13 238H15L14 236H13ZM17 238H18V236H17ZM50 238V237H49ZM66 238V237H65ZM68 238V237H67ZM70 238H71V235H70ZM184 238V237H183ZM194 238V237H193ZM192 238V239H193ZM196 238H198V236H197V234H196ZM203 238V237H202ZM12 239V238H11ZM16 239V238H15ZM21 239V238H20ZM24 239V241H25V238H23ZM44 239V238H43ZM57 239H59V238H57ZM55 240L56 242H58V240ZM155 239V238H154ZM205 239H207V238H205ZM210 239V238H209ZM208 239V240H209ZM3 240V239H2ZM6 240V239H5ZM4 240V241H5ZM19 240V239H18ZM22 240V239H21ZM40 240V239H39ZM47 240V239H46ZM158 240V239H157ZM169 240V239H168ZM168 240H167V242H168ZM185 240V239H184ZM195 240V239H194ZM193 240V242H195ZM197 240V239H196ZM199 240H201V239H199ZM199 240H197V241H199ZM38 241V240H37ZM36 241V242H37ZM54 241V240H53ZM55 241H54V243H55ZM62 241H64V240H62ZM66 241V240H65ZM67 241H68V243L70 242L68 239H67ZM173 241V240H172ZM183 241V240H182ZM196 241V242H197ZM206 241V240H205ZM20 242V241H19ZM34 242V241H33ZM36 242H34V243H36ZM149 242V241H148ZM191 242V241H190ZM209 242V241H208ZM213 242V241H212ZM25 244L27 243V242H24ZM41 243V242H40ZM47 243H48V241H47ZM53 243V244H54ZM67 243V242H66ZM65 243V244H66ZM145 243V242H144ZM174 243V242H173ZM198 243V242H197ZM200 243V242H199ZM210 243V242H209ZM7 244H8V242H7ZM51 244V243H50ZM60 244V243H59ZM169 244V243H168ZM12 245V244H11ZM16 245V244H15ZM20 245H22V242H21V244ZM27 245V244H26ZM36 245V244H35ZM41 245V244H40ZM56 245H57V243H56ZM195 245V244H194ZM202 246H203V244H201ZM235 245V244H234ZM10 246V245H9ZM18 246V245H17ZM22 246H24V245H22ZM30 246V244L29 245H27L26 247H29ZM33 246V245H32ZM45 246H46V244H45ZM48 247H50L51 245H47ZM52 246H54V245H52ZM198 246V245H197ZM212 246V245H211ZM241 246H242V243H241ZM11 247V246H10ZM25 247V246H24ZM25 247V248H26ZM42 247V246H41ZM56 247V246H55ZM58 248H59V246H57ZM67 247V246H66ZM160 247V246H157V245H155V244H149V245H147V244H145L143 247H142V249H141V252H142V254L141 255H145V256H151V257H155V256H157L158 254H159V251H158V248ZM162 247V246H161ZM205 247H207V246H205ZM214 247V246H213ZM238 247H239V244H238ZM243 247V246H242ZM31 248H33V247H31ZM35 248V247H34ZM38 248V247H37ZM47 248V247H46ZM46 248H45V252L47 251L46 250ZM51 248V247H50ZM53 248V247H52ZM201 248V250H202V247H200ZM199 248V249H200ZM207 248H211V247H207ZM216 247H214V249H215ZM236 248V247H235ZM9 249V248H8ZM42 249H44V247H42L41 248V252H43L42 251ZM53 250V249H52ZM58 250V249H57ZM68 249L66 248V251H67ZM126 250V249H125ZM161 250V249H160ZM206 250H208V249H206ZM211 250V249H210ZM14 251V250H13ZM19 251V250H18ZM29 251H30V248H29ZM28 250H27V252L26 253H28L29 252ZM33 251V250H32ZM37 251V250H36ZM49 251V250H48ZM50 251H51V249H50ZM49 251V252H50ZM60 251H63V248L61 247V250ZM192 251V250H191ZM204 251V250H203ZM17 252V251H16ZM25 252V251H24ZM24 252H22V253H24ZM52 252V251H51ZM50 252V254H52ZM73 252H75V253H73ZM193 252V251H192ZM201 252V251H200ZM207 252V251H206ZM232 252V251H231ZM4 253H5V251H4ZM3 253V254H4ZM17 253H19V252H17ZM44 253V252H43ZM64 253V252H63ZM76 253V254H77ZM209 252H207V254H208ZM212 253V252H211ZM217 253V252H216ZM30 254H32L31 252H30ZM60 254V253H59ZM58 254V255H59ZM74 254V255H73ZM78 254H77V257H78ZM122 254H123V252H122ZM203 254V253H202ZM213 254V253H212ZM6 255V254H5ZM24 255V254H23ZM28 255V254H27ZM34 255V254H33ZM36 255V254H35ZM49 255V254H48ZM54 255V254H53ZM50 256V255H49ZM49 256H47V258L49 257ZM65 256H66V254H65ZM68 256V255H67ZM200 256V255H199ZM204 256V255H203ZM211 256V255H210ZM17 257H19V256H17ZM30 257H32V255L30 256ZM44 257H45V255H44ZM43 257V258H44ZM58 257H61V256H58ZM64 257V256H63ZM62 257V258H63ZM82 257H79V258H81V259H83ZM205 257H207V256H205ZM6 258V257H5ZM39 258V257H38ZM42 258V257H41ZM61 258V259H62ZM64 258H66V257H64ZM201 258V257H200ZM10 259H12V258H10ZM25 259H27V258H25ZM30 259V258H29ZM29 259H28V261H29ZM32 259V258H31ZM81 259H79V260H81ZM143 259V258H142ZM145 259H149V258H145ZM191 259V258H190ZM213 259V258H212ZM15 260H17V259H15ZM19 260V259H18ZM17 260V261H18ZM34 260H36V259H34ZM52 260H54V259H52ZM58 260V259H57ZM57 260H54V261H56L57 262ZM151 260V259H150ZM203 260V259H202ZM221 260V259H220ZM8 261V260H7ZM10 261V260H9ZM17 261H16V263H17ZM19 261H21V259L19 260ZM18 261V262H19ZM63 261V260H62ZM62 261H60V262H62ZM198 261V260H197ZM67 262H69V261H67ZM78 262V261H77ZM219 262V261H218ZM15 263V264H16ZM215 263V262H214ZM5 264H7V263H5ZM10 264H12V262L10 261ZM29 264V263H28ZM32 264V263H31ZM73 264V263H72ZM78 264H80V263H78ZM155 264V263H154ZM204 264V263H203Z\"/></svg>",
	"mask_w": 264,
	"mask_h": 264
}]
</instances>
